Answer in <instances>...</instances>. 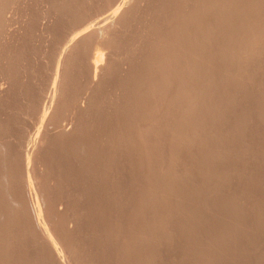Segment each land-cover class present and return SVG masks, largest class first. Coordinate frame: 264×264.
Masks as SVG:
<instances>
[{"label":"bare ground","instance_id":"bare-ground-1","mask_svg":"<svg viewBox=\"0 0 264 264\" xmlns=\"http://www.w3.org/2000/svg\"><path fill=\"white\" fill-rule=\"evenodd\" d=\"M136 1L137 0H109L108 3H107V5L106 6L104 5V7L101 10V12H99V13L96 12V15L94 14L95 12L93 13L95 16H93V14H91L92 12H90V14H88V16L91 17V18L89 19V17H86V15H87L86 14L85 15V19L88 18L89 20L87 21V20L82 19L81 20L82 22L79 21V22H81L82 26L79 23H74V24H77L78 26L75 29L73 28L74 25L71 26L74 30L72 32L70 30V34H68L69 35L68 39L65 38L67 40H63V43L64 44L62 43L63 44L62 47H61L62 49L61 48L59 49L61 51L59 53V56L57 58L56 63H54L55 64L53 66L54 69H53V71L50 70L52 72L51 75H50L51 77H47V78H49V81L47 83L48 85L47 86L45 85L47 90L44 91L43 90V87H42V90L44 91V93L41 94L40 97H38L37 95H36V98L32 97L33 100L37 99L36 101H34L35 104H34V107H32V108H34L39 113V116H38L39 125H37L38 127H36V130L33 131V133L30 134V136H29V133L30 132L27 134L28 135L27 136L28 139H25L26 138V136H25V138H24L25 141H23L24 142L23 143V146L24 147H25V145H26V147L28 146L26 150L24 148L21 151L20 150L21 148L19 147L20 148L19 149L18 148L19 145H18L17 148L19 149L20 152L19 151H15L17 149L15 145H17L18 142H14V143H16L15 145L13 144L15 146L14 149L15 148L16 149L15 150L12 149L15 152H13V151H12L13 153L10 152L12 154V156L9 157L12 160L7 157L9 160H11V162H9L10 163V165H9L10 168L7 167L8 168V171L5 172L4 170H2V168H0V206H1L0 207V239L2 241H4L3 245L0 244V264H14V262L16 264L17 263L18 264H20V263L21 264H160L161 263L160 260L162 259L161 258L162 256H160L159 251H161L163 249H166L167 250V247H168V249H171V247L175 249L176 248V245H174L175 246L174 247L173 244H177L178 246L180 245L179 246V248H181L180 255H179V250H178L179 248L178 249L176 248L177 251H178L177 252L178 254L176 253V251L170 253L171 250H173V249L167 250L169 252H167L166 250L165 251H161V252H164L163 255H165V252L169 253L168 255L166 254L164 256V258L166 256H168L169 258H171V255L170 254H173L175 256L179 255L178 256L179 258L178 257L176 258L174 256L175 257L174 259H177L176 260L177 262L175 264L178 263V260H179V263L178 264H210V263L213 264L214 262H210L211 260L212 261H215V260L218 261V260H220L221 262L225 263V262H227L225 260L228 259V258H225L226 256H231V258H229V259H231L232 262L234 263V262H236L240 258L239 257V256H241L240 253L243 252L242 257L245 254L244 252H246V251L249 253V255H252V253L254 255L255 253L252 252L251 249H253V250L255 249L254 251L258 250L259 249L258 248L259 247L258 245H262V247H264L263 246L264 245L263 244L264 243V240H263V242H261L262 239H264V190L260 191L261 190V185L264 183L263 182L264 181L263 180L264 179V175H263L264 174V171H263V169H264V146H262L263 145L262 143H260L262 145H259V143L256 140H255L256 142H254V143H250L251 141H249V143L245 142V140L242 141L246 137L245 136L246 134L245 135H241V136H245V137H243V139H241V141L239 142L238 138L240 137V135L239 136L237 135L238 136L237 137L236 135L233 134V137L234 136L237 137V139L235 138L237 141L236 142L234 141L235 142L234 144H236V145L233 146V147H235V149H236V150L234 149L235 152L238 153V156H237V154L235 155V157L237 156L236 157L237 159H233V158H235L233 156L235 153H232L231 149H229V148H232V147H229V144H231V143H226L227 141L226 142L224 140L221 141L218 138V136L221 135L219 129H217V131L215 132V136H216V134L218 135V133H220L218 136H216L218 138V140H220V141H218L217 138H216L215 141L214 140H209V139H203V138H201V137H204L205 134L202 136L201 134L204 133V132L202 131V133H200L199 130L197 129V127L198 126L199 127H203V126H200V125H202V123L199 124L198 126H196L197 123L195 121L197 119L198 120V123H199V121L202 120V119H198V118L203 117V120H204L203 123L204 122L205 123L207 122V125H208V119L206 121L204 119V116L207 115V114H205L206 113L205 110L203 111V112H205L204 113L205 115L203 113H201L204 116H201V114L199 113L201 107L200 108L198 107L197 104H199V103H198V101H195L196 100V97L195 96H197V98H200L201 95H203V97H204L205 95H207V94L210 93V91H211L210 89H208L209 90V93H207V94L204 95L203 91L205 89L203 87L202 93H199L198 92V95H197V93L194 91V86H193V90L191 89V91L194 93V95L192 96L193 93H191V96L188 95L190 97H188V98L186 97L187 98V102H185V103H187V104H186V107L184 106L185 109H183L186 112L183 113V114H181V116H176L177 114L174 113L175 114V117H172V119H169V121L170 120H172V121L175 120V121H179V123H184V122H189V121H187V119L189 120V118H191L192 115L195 116L194 113H196V114L199 113L200 114V117L196 115L197 118L194 117V118H191L190 119V122L195 119V121H194L195 124H194V122H191V123L194 124L193 126L190 124V126H192V127H190L191 129L189 128V126L187 127V123L184 125V126H186V128L188 130V133L191 132L188 135V133L186 131L187 135L188 136H193V139H192V137H191V139H181V132H180V130H178L180 133H177L178 131H177V128L175 127L176 128L175 129L176 131L175 130L172 131L173 129L172 130L170 129L171 128V122H170V125H168V128H167V131L168 132L170 131L169 132V137L170 136L173 137L174 140L173 141H172V139H171V141L169 140V142L171 143V145L168 146V148H167L168 149V152L166 151L167 153L164 152V154L161 153L159 156H157L156 162L154 163L155 165H153L155 167L153 169H151V167H152L151 166L150 169L148 168L149 170L147 169V171H148L147 173L146 172L141 173L142 176L144 174H147V177L145 175L143 176V177H146L147 178V179L144 178V179H146L145 180L146 184L144 183V179L142 178L141 174H138L139 173L138 171H141L143 169L141 167L143 165V163H142V165H140L139 170L137 171L138 173H136L135 170H137V169L135 167L137 166L138 163L136 164L137 158L135 160V158L133 157L134 158V162H135V163L134 162L133 163L136 165V166L133 167V168H135V170H133V171L136 174H138V175L141 176L140 179H141V182L142 181L143 182H142V184H141L140 181L139 182H140V184L143 187H141L140 184H138L136 181H134L133 180L134 178L131 179L132 181L136 182L138 184V186H140V188H141V192L139 194H137V193L135 195L131 194V197H130V193H129V191H130L131 188L129 189V191H128V188H127V186L130 185L131 183L130 182H129L130 184L128 183L127 179L129 177L126 176L127 174H124V172H126L127 170H124V168H123V170H124L123 172L119 170L120 168H122V167L119 168V166L121 164H122L123 167L127 164L125 162L126 160L125 159H123L125 161L121 160L122 156L121 157L119 156V158H120L119 160H121L119 162L120 165L119 166H115L117 164L114 163L115 160L113 159V155L115 153H116L117 156H118V153H121L120 155H122L123 151L125 152V150H126L125 149L122 152L120 151V149L118 150V147L120 146L119 145L120 143L117 145L118 146L116 148L117 151L115 150L114 151L115 153H113L112 150L114 149L113 147L115 146V144H114L115 143V140H114V143H112V146L114 144L113 147L111 146L113 148L112 149L111 147L108 146V143L109 142H108L107 139L106 140L101 139L102 135H101V137L99 139L79 140L78 142L75 141V138L68 139V140H71L72 139L74 141H68L67 140V138L69 136V133L71 131H75L77 129H82V128L84 129L85 128V126L83 125L84 122H85V120H84L83 123L81 121L82 124L80 123V126H79V123L76 124V125L74 124L75 125V127H74V125H73L74 122H71L72 120L69 119L71 117L68 118L69 115L66 114L65 111L68 109V107L69 108L71 106L74 107L73 104L76 103V101L79 102V104H80L79 107H81V108L82 107H85V108L88 107L87 109H89L90 108V106H89L90 105V102L88 101L89 99L87 97H84V96L82 97V95H81V97H79L77 92H76L77 93L76 96H75V94L72 95L71 93H65V88L70 83L72 84L74 82L73 80L78 79L81 75H83L81 77L89 79L88 82L91 83V86L95 85V87H99L104 82L103 81V79H104L103 76L106 75L105 77H107V73L105 72L106 73L105 74L104 72L103 73H101V72L104 71V69L107 66H109V64L113 63V62L110 63V59H111V56H112L111 55V48H112V46H114V44L112 45V43H113V40H115V41L118 40V39H116V37L113 38V36L115 35V33H118V36L121 35L120 34L121 33L120 31H117L115 33H112L111 27H113L112 25L114 23L119 22V20H124L125 22L126 21L128 22V21H133L134 20L132 17L137 13V9H134V10H136L135 11L136 13H133L134 15L131 14L130 11L131 12L134 11L132 9L135 7ZM165 1H167V0H165ZM181 1H183V0H181ZM213 1H216V0H213ZM217 1L219 2L220 0H217ZM223 1H224L223 2L224 3V6L221 5V3H222L221 1L219 2L220 3L219 4L220 5L219 8H221V6L223 8L222 9H219L218 8L219 10H222V11H219V10L217 11V14L219 15V17H220V14L219 13L221 12L220 19L218 18V15L217 14H216L217 15L216 17H215V14L212 15V16H214V19H216V18L218 19V21L213 20L214 24L216 22H217L216 25H218V23H220V25H219V31H218L220 33L217 32L219 34V35L217 34V37L223 36V38L220 37L222 39L220 45L218 43H216L217 40H220V39H217V40L215 39L216 40L215 43L218 46L216 45L217 47L215 49H213V48L212 49L207 48V43H209V42H207V43H205V42L206 41H210V40H207V39H209V37L211 35V34H209V32H212V30H213L212 28H215L216 30L214 29L213 31H215V33H216V31L218 29L217 28L218 26L217 27H214V24H212L213 26L210 28L209 25H206V24H208V22H207L208 20L207 21H204V15L207 13L206 12V13H204L203 18H201V20H200V18L198 19V21L194 20V19H197V17L193 19L195 21V23L197 22V24L198 23L200 24V28H199V30H196L197 32L194 31L195 34L193 33V35L191 34V35H188L187 36V38L191 40V43L188 42L190 40L186 39V42H188L187 44H189V45H187V44L184 43L185 45L184 44L183 45L185 47H183L182 49H184L185 51H187V49H188L187 47H189V49H188L189 51L188 52H191V58H193V56H195L191 60L188 59V61H194V60H196V55H197V58H199L198 57V55H199L198 51H195L194 52V49H190L191 44L196 43L197 40L195 38L197 36L198 37L197 43L199 42V44H200L201 42H203L202 45L203 46L205 45V47H203V48L204 49H207V50L209 49L210 54H209V57L207 56L208 59H206L208 61L205 60V58H207V57H204L203 61L204 60L205 61L204 62H201L200 60H202V58L200 57L197 60H199L201 63L198 62V61H196L195 62L197 64L196 65L195 63H192L191 62V64H192L191 66H193V64H195V67H193V69H192V70H194L193 73H196L195 75L202 76L203 77V80H209L211 82L215 78V75H214V73H216L215 69H218L219 70L217 72L218 74L216 73L217 76H225L224 78L227 77L229 79H231V78L234 79L235 80L234 83L232 82L233 80H231V82L235 86V89H236L237 87H239V86H237V85H239L238 84L239 81L242 82V80L243 79H246L247 77L252 78V80H253V78H255L258 73H261V74L263 73V75H264V0H223ZM215 3L216 2H213V4H215ZM61 4H62V2H61ZM174 4H175V2H174ZM197 4L198 5L195 4V6L198 7V10L201 9V8L202 9H205L207 7L206 5H208L207 1H205V0H200V1H198ZM210 4H209V7L212 10H214V8H212L213 7V4H211L212 7L210 6ZM175 5H177V4H175ZM190 5L192 6V4H190ZM185 6H186V4L184 5V7ZM191 6H190V8H191ZM217 6H218V3H217ZM54 7H56V6H54ZM149 7L151 8V6H149ZM173 7H174V5H173ZM177 9H178V7H177ZM207 9H208V7H207ZM215 9H217V8H215ZM2 10H3V8H2ZM168 10H169V8H168ZM187 10L189 11L188 8H187ZM62 12H63V10H62ZM194 12H195V10H194ZM215 12H216V10H215ZM2 13H4V10H3ZM64 13H65V11H64ZM143 13H144V11H143ZM150 13H152V12H150ZM154 13H153V15H155ZM168 13H172V12L169 11ZM188 13H190V12H188ZM212 13H214V11H212ZM173 14H175V13L173 12ZM193 14H195V13H193ZM130 15H133V16H130ZM144 15L146 16L145 13L142 16L144 17ZM159 15H158V17H159ZM136 16H134V18ZM175 16H176V14H175ZM187 16H191V15L189 14ZM212 16L209 15V17H210L209 19H211ZM83 17H84V15H83ZM150 17L153 18L152 16H150ZM161 17H162V15H161ZM161 17L158 18V19H162ZM163 17H164V15H163ZM179 17H177V18H179ZM129 18H130V20H129ZM137 18L139 19V17H137ZM168 18H170V16H168ZM182 18H183V16H182ZM78 19H80V18H78ZM140 19H139V21L141 22ZM155 19H157V18L155 17ZM165 19L167 20V18H165ZM165 19H164V22H166ZM83 20H84V22H83ZM187 20H185V21H187ZM124 21H122V22H124ZM148 21H150V20H148ZM160 21L163 22L162 20H160ZM2 22H5V21H2ZM150 22L153 23V20H151ZM176 22H178V21H176ZM205 22H207V23H205ZM211 22L212 21L209 22L210 25H211ZM126 23H123V25L126 24ZM145 23H146V21H145ZM184 24H185V27H186L187 24L186 23H184ZM133 25H135V24H133ZM1 26H3V25H1ZM116 26H118V23H117ZM6 27L7 26H5V29H6ZM139 27H137V25H135V28H138L139 29ZM191 27L189 28L190 30H191ZM196 27L197 26L192 27V28L195 29ZM62 28H64V26ZM62 28H61V30H62ZM168 28H169V26H168ZM67 29L65 30V28H64V30L68 33L69 30H67ZM176 29H178V28H176ZM1 32H2V30H1ZM161 32H163V30ZM131 33H132V31H131ZM151 34H152V32H151ZM156 34H157V32H156ZM2 35H4V34H2ZM65 35H64V37H66ZM167 35H168V33H167ZM213 35L216 36V34H213ZM213 35H211V38H213ZM134 36H135V34L133 35V38H134ZM149 36H150V33H149ZM149 36H148V38H149ZM0 37H2V36H0ZM123 38H126V37L123 36L122 39ZM150 38H152V37H150ZM129 40L131 41V39H129ZM64 41H66V42H64ZM126 41H128V40H126ZM159 41H162L163 42V40H161V39ZM123 42H124V40H123ZM132 42H134V41H132ZM132 42L130 44H132ZM167 42H169V40ZM120 43L122 44V42H120ZM156 43H157V40H156ZM181 43H182V41H181ZM115 44H117V43H115ZM171 44H172V42L170 43V46H171ZM81 45L84 46L86 50L84 52L83 51L81 52L83 54L80 55V58L78 59V57H77V59H76L74 57L76 60L74 58L69 59V57H71V55H69L70 54L69 53L68 54L69 57H68L67 56V53L68 52H71L72 50L77 49ZM124 45H129V43L128 44L126 43ZM168 45H167V47H168ZM174 45H177V44H174ZM180 45H182V44H180ZM180 45H178V46H180ZM116 46H114V47L116 48ZM119 46H120V44H119ZM193 46L195 47V45H193ZM193 46H191V47L193 48ZM128 47H129V49H132V48H130V46H128ZM121 48H123V47H121ZM124 48H126V47H124ZM136 48H138V47H136ZM144 48L142 49L143 51H144ZM160 48H161V46H160ZM1 50H2V48H1ZM161 50L163 51V49H161ZM40 51H43V50H40ZM130 51L131 50H129V52ZM125 52H126V50H125ZM139 52H138V55H140ZM212 52H213V54H212ZM34 53H35V50H34ZM45 53H46V51H45ZM140 53H142V52H140ZM163 54H164V52H163ZM172 54H174V53H172ZM200 54H203V53H200ZM76 55L79 56L78 53ZM205 55H207V54H205ZM18 56L19 55H17V57ZM72 56H74V55H72ZM135 56H136V54H135ZM186 56H189V54L186 55ZM186 56L184 58H186ZM153 57H154V55H153ZM171 57H173V56H171ZM6 58H7V56H6ZM21 58L19 59V61L21 60ZM28 58H29V56H28ZM130 58H132V57H130ZM167 58H168V56H167ZM167 58L165 56V59H166V61L168 63ZM187 58H190V57H187ZM2 59H4V57ZM43 59H45V58L43 57ZM47 59H48V62H49V58H47ZM162 59H164V58L162 57ZM178 59H180V58L178 57ZM186 59H184V60H186ZM222 59H223V61L225 60L226 61L225 63H227V64L226 65L224 64L222 67H218V64H216V63L219 62ZM181 60H179V61H181ZM19 61H17V62H19ZM22 61L24 62V60H22ZM22 61H20V63H23ZM128 61L130 62V60H128ZM139 61L137 60L138 65L141 63V62L139 63ZM164 61L165 60H163V62ZM186 61L184 63L182 62L183 65H181V66L184 67L185 64H187ZM12 62H14V61H12ZM25 62L27 63L26 60H25ZM48 62H47V64H48ZM117 62L119 63V61H117ZM144 62H145V60H144ZM144 62H142V63H144ZM163 62H160V64L159 63L157 64L158 67H159V69H161V70H162V68L164 70L166 69L164 67L166 65V63H163ZM175 62H176V60H175ZM35 63H37V62H35ZM73 64H76L78 66L79 69H77V70H79V71H77V72H79L80 75H78L77 73H76L77 74L76 75L74 73L75 75L70 77V76H68L70 73L69 74L67 73L68 75H66L65 69L68 68V67L70 69V66H72ZM123 64H125V63H123ZM145 64H146V62H145ZM169 64H171V62ZM179 64L180 63H178L177 65H179ZM16 65H17V63H16ZM28 65H30V64H28ZM127 65H128V63H127ZM127 65H126V67H127ZM138 65L135 64V66H138ZM189 65H190V63L187 64V66H189ZM5 66H6V64H5ZM145 66L146 65H144V67ZM171 66L172 65L168 66V69L169 70H170V68H172ZM19 67L21 68V66H19ZM109 67H111V66H109ZM175 67L176 66H174L173 68L176 69ZM113 68H115V67H113ZM128 68L129 67H127L126 69H128ZM34 69H36V68H34ZM71 69H73V68H71ZM118 69L120 71L121 68H118ZM156 69H158V68H156ZM168 69H166V71ZM183 69L181 68L182 72L184 71V73L180 72V73H182V75L185 74V70H183ZM189 69H190V67H189ZM109 70H110V72H112L111 71L112 70L111 68ZM132 70H133V68H132ZM12 71H14V70H11V72ZM20 71H22V70L20 69ZM115 71H117V70H114L113 71V74H114ZM138 71L136 70L135 72H138ZM38 72H39V70H38ZM107 72L110 73L108 70H107ZM121 72H122V70H121ZM121 72L119 74H122L123 73V72L122 73ZM125 72H127V70ZM125 72H124V74H125ZM172 72H173V70H172ZM33 73H35V72H33ZM142 73H145V71L142 72ZM170 73H169V75H173L174 72L171 73V74ZM25 74H26V72H25ZM103 74H105V75H103ZM113 74H111V76L114 77ZM157 74L160 75L159 72ZM4 75H3V77L0 76V78L2 77L3 81H4V79H6V77H4ZM9 75H11V74L9 73ZM19 75H17V76H19ZM45 75H47V74H45ZM117 75H118V73H117ZM126 75L127 74L124 75V78H125ZM163 76L161 77V79L163 78ZM185 76H188V75L185 74ZM185 76L183 75V77H185ZM198 76H197V78H198ZM37 77H38V75H37ZM121 77H123V76H121ZM140 77L141 76L139 75V77L137 79L133 78L131 80V84L133 83L132 81H135V80L136 81L133 84L136 85V87L140 86V84L141 85H144V84L148 85L149 84L148 86H150V87H149V89L147 87V89H148L147 92H149L150 94L152 93L151 96H154L155 92H157L155 90H159L160 87L162 86L161 85L162 83H161L160 84V87H158V89H156L155 86H158L157 83L159 81L156 82V83L151 82V85H150V80L143 79L145 77H141V78ZM180 77L182 78V76H180ZM191 77H193V74H192ZM7 78L8 79L3 82L4 84L8 82L9 78H10L9 81H11L12 76H10V77L8 76ZM114 78L116 79L117 77H114ZM188 78H189V76L187 77V79ZM237 78H238V82H237ZM249 78H247V79H249ZM187 79H185V80H187ZM104 80H107V79H104ZM108 80H110V78ZM121 80H120V82H123ZM221 80H222V78H221ZM226 80L227 79H225V82H226ZM84 81L87 82V80H85V79H84ZM173 81H175V80H173ZM173 81H171V82H173ZM178 81H180V80H178ZM188 81L189 80H187V82ZM216 81H218V80H216ZM32 82L34 83V81H32ZM124 82H126V81H124ZM128 82L130 83V81H128ZM210 82H206L207 85L208 84H211ZM0 83H1L0 85H4L2 82H0ZM40 83H42V82H40ZM79 83H81V82H79ZM82 83H84V82L82 81ZM105 83H106V81H105ZM77 84H78V82L76 83V85ZM111 84H112V82H111ZM212 84H214V83H212ZM240 84H242V83H240ZM7 85H10V83H8ZM78 85H80V84H78ZM86 85H87V83H86ZM96 85H98V86H96ZM116 85H117V83H116ZM180 85H179V89H180ZM202 85H204V84H202ZM224 85H225V83H223V86ZM256 85H258V84H256ZM23 86L25 87V85H23ZM26 86H28V85H26ZM87 86H90V85L88 84ZM114 86H115V84H114ZM121 86H123V85H121ZM145 86H144V89H145ZM181 86H184V85H181ZM243 86H244V84H243ZM260 86H261V84H260ZM20 87H19V89H20ZM29 87H31V85ZM29 87H28V89H29ZM69 87H70V85H69ZM69 87H68V89H69ZM118 87L116 89L117 91H118ZM188 87L189 86L187 85V89H188ZM81 88H82V85H81ZM0 89H2V87H0ZM40 89H41V87H39V90ZM72 89H73V87H72ZM87 89H89L90 91H92L91 87H87ZM102 89H103V87H102ZM108 89H109V87H108ZM130 89L132 90V87H129V90ZM139 89H140V87H139ZM174 89H175V87H174ZM183 89H184V87H183ZM215 89H216V86H214V90ZM222 89H224V87H222ZM231 89L233 90L234 87H231ZM250 89H251V87H250ZM255 89H256V87H255ZM263 89H264V86H263ZM263 89L261 87V89H259L260 91L259 90H256V92L257 91L258 92H261ZM22 90H24V89H22ZM25 90H27V89H25ZM85 90H86V87H85ZM104 90H105V87H104ZM124 90H125V87H124ZM124 90H123V92H125ZM133 90H135V89H133ZM2 91H0V93ZM80 91H82V93L79 92V95L80 94H84L83 93L84 92L83 90H80ZM109 91H111V90H109ZM113 91H114L113 93L115 94V92H116L115 89ZM188 91H189V89H188ZM18 92H17V94H18ZM93 92L94 91H92V93ZM97 92H98V89H97ZM119 92H121V90H119ZM176 92H177V90H176ZM226 92H228V91H226ZM235 92H239L240 93L242 91H236L235 90ZM5 93H7V91ZM107 93L109 94V92H107ZM129 93L131 94L133 92H129ZM169 93H171V92H169ZM229 93H231V92L229 91ZM110 94H111L110 97H112V93H110ZM188 94H190V93H188ZM214 94H212V95H214ZM263 94H264V92H263ZM28 95L31 96L29 93H28ZM87 95H88V93L86 92V95L85 96H87ZM90 95H91V92H90ZM124 95H125V93H124ZM209 95H211V93ZM220 95H221V93H220ZM241 95H243V94L241 93ZM241 95L238 94L234 98L236 99L238 96H241ZM249 95H251V94H249ZM252 95H253V93H252ZM183 96L185 97V96H187V94L186 95H183ZM224 96H221V97L219 96V97L220 98L223 97L225 101L227 99H230L229 96L226 99H225L226 96L225 97ZM5 97H6V95H5ZM161 97H163V96H161ZM2 98H3V96H2ZM171 98H172V96H171ZM223 98L221 99V102L223 101ZM12 99H15V98H12ZM141 99H142V97H141ZM147 99H148V97H147ZM159 99H161V98L159 97ZM178 99L179 100L180 99L182 100V97H180ZM200 99H202V98H200ZM214 99L212 98V100H214ZM247 99H248V97H247ZM250 99H252V98H250ZM259 99H262V98H259ZM26 100H28V98ZM108 100H109V98H108ZM173 100H176V102L173 101ZM173 100L172 101L175 102V103H178L179 102L176 98L173 99ZM181 100H180L179 103H182ZM184 100H185V98L183 99V101ZM243 100H245V99H243ZM2 101H3V99H2ZM91 101H94V99H92ZM124 101L120 102V104H119L118 101H116L120 105V106H118L120 109H123V108H121V105H122V103ZM225 101H223V103ZM250 101L252 102V105L255 103V102L253 103V100H250ZM95 102H97V101H95ZM105 102H106V100H105ZM140 102H142V101H140ZM150 102H151V100H150ZM160 102H162V101H160ZM194 102L197 103L196 105L199 108V111L198 112H195V108H197V107H193L195 105ZM227 102L230 103V105L232 103L230 100H227L226 101V104H227ZM235 102H241V101H238V98H237V101H235ZM251 102H250V105H251ZM126 103L127 102L123 103L124 106L126 105ZM185 103L184 104L182 103V104L185 105ZM203 103H205V102H203ZM247 103H249V101H247ZM256 103H257V101H256ZM262 103L263 102H261V105H262ZM111 104L114 105L112 102H111ZM158 104H159V102L157 103V105ZM233 104H235L234 101H233ZM11 105H12V103H11ZM75 105L77 106V104H75ZM99 105L101 107V104H99ZM99 105H95V106H97V108H98ZM154 105L157 106L156 104H154ZM170 105L171 104H169V106ZM207 105L210 108L209 104H207ZM207 105H206L205 108H207ZM250 105H247V106H250ZM93 106H94V104H93ZM172 106L175 107L176 105H172ZM172 106H170V107H172ZM199 106H202V105L199 104ZM215 106H216V110H219L218 105H215ZM228 106H229V104H228ZM14 107H12L13 110H14ZM177 107H178V105H177ZM214 107H212L213 108L212 110H214ZM222 107H223V105H222ZM226 107H227V105H226ZM230 107H232V106H230ZM241 107L244 108L242 105H241ZM114 108H115V106H114ZM125 108H126V106H125ZM228 108H227V110H228ZM247 108H249V107H247ZM250 108H253V107H250ZM73 109H75V108H73ZM110 109H112V108H110ZM151 109L154 110L155 108H152L151 107ZM245 109H246V107H245ZM8 110H9V108H8ZM35 110H34V112H35ZM60 110H62L64 112V114H62L63 113L62 111H61L62 113H60ZM68 110H70V109H68ZM83 110H81V111H83ZM92 110H93V108H92ZM127 110H129V109H127ZM144 110H145V108H144ZM156 110H157V108L155 109V111ZM160 110H162V109H160ZM173 110H174V108H173ZM176 110H175V112H176ZM210 110L211 109H209V110L207 109V111H210ZM81 111H80V113H81ZM211 111H210V113H212ZM239 111H240V109H239ZM253 111H255V110H253ZM20 112H22V111H20ZM58 112L60 114H58ZM73 112H71V113H73ZM84 112H85V110L82 112V114ZM86 112H87V110H86ZM86 112H85L84 115H87ZM151 112H149V113H151ZM171 112H172V110L170 111V113L168 112V114L171 115ZM221 112H222V110H221ZM229 112H230V110H229ZM234 112L235 111H233L232 113H234ZM236 112H237V110H236ZM242 112H243V110H242ZM242 112L240 111V113H242ZM2 113H3V111H2ZM75 113H76V111H75ZM80 113L78 114L79 116H80ZM111 113H113V112H111ZM214 113H217V112H214ZM224 113L227 114L226 112H224ZM263 113H264V110H263ZM65 114H66V116H64ZM113 114H117V113H113ZM136 114L137 113L135 111V114L134 115H136ZM157 114L159 115V113H157ZM57 115L58 116L59 115H63L62 117L63 118L65 117V119H61L62 117L61 116L58 117ZM74 115L76 116V114H74ZM84 115L82 117L80 116L82 120L83 119H86V117ZM145 115H143V116L145 117ZM246 115L244 116V118H247L248 117V116L246 117ZM75 116H72V117L75 118ZM79 116L77 118L80 120V117ZM172 116H173V113H172ZM214 116L211 117L212 120L215 119L214 121L216 123H218V126H221L222 125L220 123L221 121L220 120H217L220 117V115H219V117L216 116V118L213 119ZM255 116H256V113H255ZM66 117L68 119H66ZM134 117H136V116H134ZM8 118H9V114H8ZM88 118H89V116H88ZM101 118H103V117H101ZM262 118H264V117H262ZM23 119H25V118H23ZM3 120H4V118H3ZM88 120L89 119H87V121ZM107 120L108 119H106V121ZM102 121H104V120H102ZM128 121H126V122H128ZM222 121H224V120L222 119ZM261 121H262V119H261ZM14 122H16V121H14ZM77 122H79V121H77ZM98 122H100L99 119H98ZM145 122L147 123V121H145ZM233 122H234V120H233ZM243 122H244V120H243ZM18 123H20V122H18ZM100 123H99V125H100ZM111 123H112V121H111ZM122 123H125V122H122ZM189 123H188V125H189ZM260 123H262V122H260ZM263 123H264V121H263ZM8 124H6V125L9 127L10 125H8ZM90 124H91V122H90ZM94 124L96 125V127L98 126L97 125L98 123H95V120H94V123H93V127H94ZM133 124L136 125L135 123H133ZM152 124H153V122H152ZM209 124H210V126L212 128V124L211 123H209ZM219 124H221V125H219ZM249 124H251V123H249ZM256 124H257V122H256ZM85 125L87 126L89 124L86 123ZM119 125H121L120 128H122V126H124L121 123H119ZM119 125L117 126V129L119 128ZM173 125H175V123ZM32 126H34V122H33ZM91 126L92 125H90L88 127H91ZM176 126H177V124H176ZM215 126H217V125H215V123H214V126L213 127H215ZM4 127L5 126H3V128ZM71 127H72V129L70 130ZM124 127H126V124H125ZM132 127H135V126L132 125ZM208 127L205 130H208V133H209L210 129H208ZM241 127L243 128L244 126L241 125ZM255 127L257 128V125ZM108 128H109V126H108ZM113 128H114V132H116L115 130H117V129L115 127H113ZM222 128H221V132H223L222 130L224 129V128L223 129ZM16 129H18V128H16ZM31 129H33V127H31ZM140 129H142V128H140ZM152 129H151V131H152ZM181 129H183V128H181ZM215 129H216V127H215ZM225 129H226V127H225ZM248 129H249V127H248ZM108 130H105V131H108ZM163 130H164V128H163ZM118 131H120V129ZM165 131H166V129H165ZM262 131H264V130H262ZM3 132L4 131L2 130V135H3ZM6 132L7 131H5V133ZM26 132H28V131H26ZM125 132H122V135ZM128 132L130 133V131H128ZM146 132L148 133V131H146ZM157 132H159V131H157ZM161 132H164V131H161ZM184 132H185V130L182 133H184ZM10 133H12V132H10ZM110 133L113 134L111 132V130H110ZM131 133H133V132H131ZM0 134H1V132H0ZM15 134L17 135V132ZM15 134H14V136L11 134L13 136V137L11 136V138L14 139ZM117 134H118V132L116 133V136H117ZM127 134L128 133H126V135ZM135 134L136 133H134L133 135H135ZM138 134H140V133H138ZM166 134L167 133L165 132V135ZM185 134H183V135H185ZM212 134H213V131L210 133V135H212ZM227 134H230V133H227ZM120 135H118V136H120ZM122 135L120 137H122ZM96 136H97V134L95 135V137ZM118 136H117V140H118ZM222 136H219V137L222 138ZM252 136L254 137V135H252ZM17 137H15V140H13V139L12 140L13 141H16V138ZM112 137H110V138H112ZM127 137H130V136H127ZM139 137H140V135H139ZM139 137L137 135H136V137L134 136L135 139L136 138L139 139ZM166 137H168V134H167ZM206 137L208 138V136H206ZM141 138L142 137H140V139ZM148 138H147V140H148ZM212 138L214 139V137H212ZM78 139H81V137L78 138ZM224 139H225V137H224ZM46 140L49 141L48 143H49L50 147H52V149H56L57 150L58 148H60L64 152L67 151V152H70V153H75V154H72V156L74 155L75 160L77 158V157H75V155H76V152L75 151H77V154H78V153H80V151H83V150H80V149H83V148L86 149L85 146H88V147L90 146L89 149H91V148L98 149L99 152H97V153H93L92 152L88 156V158L86 156L87 159L84 158V159H86L85 161L82 158V160H83L82 162H83L84 165L81 162V165H80L81 168L80 167H77L75 165V163H74V165L76 166V169H74V167H71L73 163L71 164L68 161H66L65 160V157L63 159V157L61 155V152H59V154H60L59 156H56L55 155L56 152H55V154H53L51 151H50L51 153L50 152L48 153V155L46 156V158L44 157L45 159H43L42 164H39L41 162L38 163V161H36L37 158L34 156L35 155V151L39 147H41V145ZM123 140L124 139H122V141ZM134 140H133V142H134ZM226 140H228V139H226ZM263 140L264 139H262V141ZM128 141L126 140V142H128ZM151 141H152V139H151ZM158 141H159V138H158ZM111 142H112V140H111ZM117 142L118 141H116V144H117ZM138 142H140V141H138ZM160 142H162V141H160ZM2 143H3V140L1 142V147L2 148H1L0 151H2V149L4 147V146H2ZM45 143H44V145H45ZM131 143H132V141H131ZM140 143H138V144H140ZM128 144L130 145V143H128ZM135 144H137V141L134 142V145H133V147L135 146V148H136L138 146V144L137 145H135ZM157 144H158V142H157ZM29 145H30V147H29ZM125 145H127V144L125 143ZM125 145H124V147H125ZM232 145H233V142H232V144L230 146H232ZM103 146H105V147L107 146V147L103 149ZM152 146H153V144H152ZM154 146H156V145H154ZM160 146H162V145H160ZM164 146H162V147H164ZM42 147H43V145H42ZM141 147H142V151H140V152H143V148H145V150L147 149L146 147H144V144L138 146V148H140V149H141ZM157 147H159V146L157 145ZM157 147H153V148L156 149ZM165 147L163 149L167 150ZM11 148H13V147H11ZM138 148H136V149H138ZM153 148L151 147V150H155ZM5 149H7V147ZM122 149H124V148L122 147L121 150ZM140 149H138V152H139ZM50 150H51V148H50ZM128 150L129 149H127L126 152H128ZM30 151H32V153ZM132 151L135 154V150H131V151H129V153L130 152L132 153ZM25 152H26V154H25ZM33 152H34V154H33ZM86 152L87 151H85V153ZM140 152H139V154H140ZM154 152L157 153L156 151H154ZM154 152L152 151V153H153L152 155H154ZM161 152H163V150ZM10 153L8 152L9 155H11ZM229 153L232 154V158L230 157ZM5 154H6V152H5ZM64 154L67 155L66 152ZM136 154L138 155L137 152H136ZM136 154L135 155H132V156H135L136 157ZM144 154L147 155L145 152H144ZM157 154H159V153H157ZM81 155H82V153H81ZM81 155H78V157L81 156ZM0 156H2L1 155V152H0ZM68 156L70 157V155H68ZM142 156H143V154H142ZM148 156H149V154H148ZM69 157H67V158H69ZM81 157H83V156H81ZM154 157L156 158V156H154ZM242 157L244 159H245V157L246 158L247 157L248 158L249 157L250 158L252 157L253 160L249 158L248 161H252V162L255 161V162H253V164H250L251 166H248V164L249 163H252V162H249V163L248 162H245V163H243L244 159ZM13 158L15 159L14 161H13ZM152 158L153 157H151V160H153V162H154V159L155 158L154 159H152ZM71 159H73V158L70 157L69 160H71ZM141 159L142 158H140L139 163H140ZM148 159H150V157ZM3 160H5V159H3ZM3 160H2V162H3ZM77 160H79V159H77ZM77 160L75 162H77ZM122 161L125 163L124 165H123V163H121ZM116 162L118 163V161H116ZM144 162H145V160H144ZM149 162H150V160H149ZM68 163L71 164V166H69ZM77 163H79V162H77ZM2 164H3V166L5 165V163H2ZM129 164H130V162H129ZM131 164H132V162H131ZM0 165H1V163H0ZM114 166L116 167V169L118 167V170H115L114 169ZM126 166H127V169H130V168H128V164ZM41 167H42V169H46L45 170V174L43 176L44 177L43 179H42V176H40L43 173L41 172V174L39 175V171H41ZM43 167H45V168H43ZM260 169H261V172L259 171ZM150 170H154V175H155L154 177H151V178L148 177L149 174H150V172H151ZM118 171H120L123 174L119 175L120 172L118 173ZM134 172L132 173V175H129V176L133 177L135 175V177H136L137 175L134 174ZM259 173H262V175L259 174ZM122 175H124V176L127 177L126 181H127L128 184L125 183L126 182L125 179H123V178L121 179L120 176H122ZM234 175H236V178H240L241 181L238 180L240 182H238V181L237 182L238 183H241V185H240V187H237L238 192H237V190H235L234 193L226 194L225 191H224L225 190V187H230L229 185L234 186L232 184H229L230 183V180L231 181L233 180V179H231V177L232 178L235 177ZM39 176L41 177L42 181H40L41 179H40ZM150 176H151V174H150ZM140 179L138 178V180H140ZM236 180H234V181L236 182ZM51 183H54V184L56 183V185L54 186ZM125 184H127V185H125ZM227 184H229V185L226 186ZM233 184L236 185L237 183H234L233 182ZM132 185L135 186L136 184H132ZM142 188H143V190H142ZM138 191H139V188H138ZM130 192L133 193V190H131ZM135 192H137V191H135ZM258 192H260L262 195L261 194L258 195ZM132 195L134 197L138 196L136 198L137 201H134L133 200L134 198L132 199ZM237 198H238V200H237ZM132 200L134 201V203L131 205L132 207L134 206V204L136 202H137L136 204H138L137 206H134V208L137 207L136 210L130 209V207H131L130 206V202ZM212 205H213L214 208L217 207V210L220 211L219 214H220V216H221L222 219H219L217 217L218 220H215V219L214 220H212V219L210 220V218H208V215H209V212L211 211V208L213 209ZM250 207L254 208L255 212H252V213L250 211L248 212V210L251 209ZM215 211H216V208H215ZM218 211H216L217 214H218ZM210 215H211V213H210ZM212 218H214V217L212 216ZM214 221H216V222H214ZM213 222L215 223V225H213ZM217 225H218V229L216 231L215 230L213 231V230L210 229L213 226L216 227ZM144 228L145 229H147V228L149 229V230L147 229V232L148 231L150 232L151 238H152L151 241H148L149 242V246L147 244L148 242L146 243L147 246H148V249L151 248V251H152L154 248H159V251H157V249L156 250H153L154 252L153 251L152 252L154 254L151 252V256L150 255L147 256L148 255L147 254L148 251H147V253L144 252L145 249H146L145 248L146 246L144 247V245H146V244H145V242H143V239H144V236H145V234H144V231H145ZM174 230H176L175 233H177L178 236L174 235V232H173ZM211 231H213V232H211ZM236 234L238 235V237H239V239L241 241H242V239H245L247 241L246 245H248V247L249 246L251 247V248L249 247V249H248V250H251L250 252L248 250H246L247 248L246 249L243 248L244 251L241 250L240 249L241 247L239 248V246H238L239 245L238 244L239 242L237 240H235V238H234V240L236 241L235 242V245L238 244L237 245L238 247H236L233 244L234 247L231 246V248H230V245L227 244L228 243L227 241L232 240L233 239L232 237H235ZM230 235H234V236L230 237ZM237 235H236V239L238 238ZM177 237H179V238H177ZM229 237H230V240H228ZM245 240L242 241V242H245ZM241 241H240V245L242 244ZM19 242H21L22 244L24 242V244H23L24 246H25V243H26L27 244L26 245L27 246V249H28V246L30 247V250L28 249L29 250V253L24 252V251H27V250H21L22 253L19 252L18 247L19 246H23V245H20L21 243H19ZM230 242H231L230 244L233 243L232 241H230ZM0 243H2V242H0ZM16 245H17V247H15ZM13 246L15 248H17V250H18L19 253H16L15 254L14 251L13 252L11 251V249L14 248ZM243 246L245 247V244L244 243H243ZM143 248H144V251H143ZM260 248H261V246H260ZM8 249H10V251L12 253H14V254H12L11 252H9ZM238 249H240L242 252H240V250H238ZM260 251H261V249H260ZM5 252H8L9 254L11 253L12 256L10 255V257H13V259L15 258L16 260L19 259L18 256H17V254H19V255L21 254V256H23V253H25L24 254L25 256L21 257L20 262H17V261H15V259L14 260L13 259H10L9 258V254H7V253L6 254H7L8 257H6ZM238 252H239V254H238ZM261 252H262L263 256L262 255L258 256L256 254L258 257H256V255L255 256L252 255L250 258L256 257L255 259H257L258 262L261 261L260 264H262V262L264 261L263 260L264 259V253H263L264 251H263V249H262ZM248 253H247V256H248ZM14 255H15V257H14ZM236 255H239V256L236 257L238 259L237 260H233L232 258H234ZM1 256H2V258H1ZM16 256H17V258H16ZM222 256H223V258H224L223 260L225 262L221 260L222 259ZM244 257L247 258L246 256H244ZM259 257H260L261 260H259ZM164 258H163V260H165ZM169 258L166 259V261H168L167 264H174V263H172V262H174V260L171 262L170 261L171 259H169ZM236 258H234V259H236ZM241 258H240V260H238V261H240V262H238L239 264H241V262L244 261V259L241 260ZM250 258H249V260H251V261H254L255 260V259L252 260ZM229 259H228V262L230 263L231 260L229 261ZM163 260H161V261L163 263H166V261L164 262ZM246 260L247 259H245V261L242 262V263L249 264L250 263L249 260H248L249 263H245V262H247ZM220 261H218V262H220ZM255 261L253 262L254 264H255ZM238 263H235V264H238ZM215 264H216V261H215Z\"/></svg>","mask_w":264,"mask_h":264},{"label":"rangeland","instance_id":"rangeland-1","mask_svg":"<svg viewBox=\"0 0 264 264\" xmlns=\"http://www.w3.org/2000/svg\"><path fill=\"white\" fill-rule=\"evenodd\" d=\"M108 1L109 0H1L0 1V36H2V37H0V76H2L3 77V75H4V77H6V79H4V81H6L8 78V76L10 77V76H12V79H11V81H9L10 80V78H9V80H8V82L7 83H3L4 81H3V79H2V77L0 78L1 80H0V82H2L4 85H0V87H2V89H0V91H2L1 93H0V132H1V134H0V150H1V142H2V140H3V143H2V146H4L3 147V149H2V151H0L1 152V155L2 156H0V163H1V165H0V168H2V170H4L5 172H7L8 171V168H10L9 167V165H10V163L9 162H11V158H9L10 156H12V154L11 153H13V152H15V151H19V149L22 151V149H24L25 148V150L27 149V147H26V145H25V147L23 146V141H25V139H28V133H29V136H30V134H32L33 133V131H35L36 130V127H38L37 125H39V122H38V116H39V113H38V111H36L34 108H32V107H34V104H35V102L34 101H36L37 99H35V100H33V98L32 97H34V98H36V95L38 96V97H40L41 96V94H43L44 93V91H46L47 89H46V86L48 85L47 83H48V81H49V78H47V77H51L50 75H51V71H53V69H54V63H56V61H57V58H58V56H59V53H60V51L61 50H59L61 47H62V45L64 44L63 43V40H67L68 39V37H69V35L68 34H70V30H71V32L78 26L77 24H74V23H79V24H81V20L82 19H84V20H89L91 17H89L88 16V14H90V12H92L91 14H93L94 12V14L96 15V12L97 13H99V12H101V10L103 9V7H104V5L106 6L107 5V3H108ZM186 1V2H185ZM189 1V2H188ZM195 1V2H194ZM198 1H200V0H183V1H181V0H167V1H165V0H137L136 1V5H135V7L132 9V10H134V9H137V13L135 12L136 10H134L133 12H131L130 11V13L131 14H133V13H136L134 16H136L135 18H134V16L133 15H130V16H133L132 18L134 19H132L133 21H124V20H119V22H117L118 23V26H116L117 25V23H114L112 26L113 27H111V30H112V33H115V32H117V31H120L121 33V35L120 36H118V33H115V35L113 36V38L114 37H116V39H118V40H113V43H112V45L114 44V46H116V48L114 47V46H112V48H111V59H110V63L111 62H113V63H111V64H109V66H111V67H109V66H107L105 69H104V71H102L101 73H107V77H105L106 75V73L105 74H103V75H105V76H103L104 77V79H107V80H104L103 79V83L99 86V87H95V85H93V86H91V83H89L88 81H89V79H87V78H83V77H81V76H83V75H81L78 79H75V80H73L72 82V84L70 83L69 85H70V87H69V85L68 86H66V88H65V93H71L72 95L73 94H75V96L77 95V93H78V96L79 97H81V95H82V97L84 96V97H87L89 100V102H90V108L89 109H87L88 107H79L80 106V104H79V102H77L76 101V103H72L73 104V106L74 107H68V109H70V110H66L65 112H66V114H68L67 116H68V118L69 117H71V118H69L70 120H72L71 122H74L73 123V125L75 124H78L79 123V126H80V123H81V121H82V123L84 122V120H85V122H84V126H85V128L83 129H77V130H75V131H71L70 133H69V136H68V138H67V140L68 139H70V138H75V141H79V140H89V139H99L100 137H101V135H102V137H101V139H104V140H108V146L109 147H111L112 146V143H114V140H115V146H114V144H113V150H112V152L113 153H115L114 151L116 150L117 151V145L119 144L120 146L118 147V150L120 149V151L122 152L123 150H127V149H129L128 150V152H126V150H125V152L123 151V153H122V155H120L121 153H118V156L116 155V153L113 155V159L115 160L114 161V163L115 164H117V165H115V166H119L120 165V161L121 160H123V159H125V160H123V161H125L127 164H128V168H130V169H127V164L123 167L122 166V164L119 166V168L120 167H122V168H120L119 170L120 171H124V170H127L126 172H124V174H127L126 176L127 177H129L128 179H127V177L126 176H124V175H122V176H120L121 177V179L123 178V179H125V181H126V179H127V181H128V183L130 184V185H128L127 186V188H128V191H129V189H130V191L131 190H133V193H131L130 191H129V193H130V197H131V194H133V195H135L136 193L137 194H139L140 192H141V188H140V186H138V184H140V182H141V176H142V174L141 173H143V172H148L147 171V169L149 168L150 169V167H151V169H153L155 166H153V165H155L154 163L156 162V159H157V156H159L161 153H163L164 154V152L165 153H167L168 152V146L169 145H171V143L169 142V140L171 141V139H172V141L174 140L173 139V137H169V132L167 131V128H168V125H170V122H171V130L172 131H174L176 128H177V131L178 130H180V132H181V139H191V137H192V139H193V136H188L190 133H188V130H187V128H186V126H184L186 123H187V127L189 126V128L190 127H192L194 124H195V122L197 123V125L196 126H198L199 124H201L202 123V125H200V126H203V127H197V129L199 130V132L200 133H202V131L204 132V133H202L201 135L203 136L204 134V137H201V138H203V139H209V140H216V136H218L220 133H221V135H219V136H222L223 134V136H222V138L221 137H219L218 136V138L221 140V141H227L226 143H231L232 144V142H233V145L232 146H230L231 144H229V147H232V148H229V149H231V151H232V153H235L233 156L235 157V155L237 154V156H238V153H236L235 152V147H233V146H235L236 144H234L237 140V137L240 135V137L238 138V140H239V142L241 141V139H243V137H245L242 141H244L245 140V142H247V143H249V141H251L250 143H254V142H258L259 143V145H262V146H264V140L262 141V139H264V131H262V130H264V123H263V119L264 118H262V117H264V113H263V110H264V94H263V92H264V89H263V86H264V75H263V73L261 74V73H258L257 74V76L255 77V78H253V80H252V78H249V77H247V78H249V79H243L242 80V82L241 81H239V85H237V86H241L240 88L239 87H237L236 89H235V86L232 84V82L234 83V79H229V78H224L225 76H217V72L219 71L218 69H215V71H216V73H214V75H215V78H214V80H212L211 82L209 81V80H203V77L202 76H198V75H195L196 73H193V71L194 70H192L193 69V67H195V62L196 61H198V62H204L206 59H208V57H209V54H210V52H209V49L207 50V49H204L203 47H205V45L203 46L202 45V43L203 42H201L200 44H199V42L197 43V41H198V37L196 36V43H194V44H191V46H193V45H195V47L193 46V48L190 46V49H194V52L195 51H198V53H199V55H198V57L200 58H202V60H197V59H199V58H197V55H196V60H194V61H188V59L189 60H191V59H193L195 56H193V58H191V52H188L189 50V47H187L188 49H187V51H185L184 49H182L183 47H185L184 45L185 44H187L188 42H190L191 43V40L190 39H188L187 38V36L188 35H193V33L195 34V32H197L196 30H199V28H200V24L198 25L197 24V22L195 23V21L194 20H196V21H198V19L200 18V20H201V18H203V15H204V13H206L205 15H204V21H207L208 22V24H206V25H209L210 26V28L213 26L212 24H214V22H213V20H216V21H218V19L216 18V19H214V16H212V15H214L215 14V17L218 15L217 14V11L219 10V9H222L223 7L221 6V8H219L220 7V1L222 2L221 3V5H223L224 6V1L223 0H220L219 2L216 0V1H213V0H205V1H207V3H208V5H206L207 7H208V9H207V7L205 8V9H199L198 10V7H196L195 6V4L196 5H198L197 3H198ZM61 2H62V4H61ZM171 2V3H170ZM174 2H175V4H177V5H175L174 4ZM177 2V3H176ZM185 2V3H184ZM212 2V3H211ZM213 2H216L215 4H213ZM57 3V4H56ZM106 3V4H105ZM166 3V4H165ZM169 3V4H168ZM213 4V7H212V5L211 4ZM217 3H218V6H217ZM186 4V6L184 7V5ZM190 4H192V6L190 5ZM209 4H210V6L212 7V8H214V10H212L210 7H209ZM167 5V6H166ZM173 5H174V7H173ZM182 5V6H181ZM188 5V6H187ZM194 5V6H193ZM217 7H216V6ZM54 6H56V7H54ZM61 8H60V7ZM149 6H151V8L149 7ZM190 6H191V8H190ZM215 6V7H214ZM3 8V10H4V13H2L3 12V10H2V8ZM6 7V8H5ZM53 7V8H52ZM65 7V8H64ZM153 7V8H152ZM177 7H178V9H177ZM180 7V8H179ZM182 7V8H181ZM189 9V11L187 10V8ZM194 7V8H193ZM168 8H169V10H168ZM175 10H174V9ZM197 8V9H196ZM215 8H217V9H215ZM219 8V9H218ZM7 9V10H6ZM56 9V10H55ZM171 9V10H170ZM177 9V10H176ZM180 9V10H179ZM193 9V10H192ZM6 10V11H5ZM62 10H63V12H62ZM167 10V11H166ZM194 10H195V12H194ZM204 12H203V11ZM209 10V11H208ZM215 10H216V12H215ZM64 11H65V13H64ZM143 11H144V13L146 14V16L144 15V17L142 16L144 13H143ZM147 11V12H146ZM164 11V12H163ZM172 12V13H168V12ZM180 11V12H179ZM193 11V12H192ZM211 11V12H210ZM212 11H214V13H212ZM219 11H222V10H219ZM60 12V13H59ZM150 12H152V13H150ZM155 12V13H154ZM159 12V13H158ZM173 12L176 14V16H175V14H173ZM184 12V13H183ZM188 12H190V13H188ZM139 13V14H138ZM143 13V14H142ZM149 13V14H148ZM153 13L155 14V15H153ZM193 13H195V14H193ZM197 13V14H196ZM203 13V14H202ZM212 13V14H211ZM5 14V15H4ZM43 14V15H42ZM87 14V15H86ZM93 14V16H95ZM141 14V15H140ZM148 14V15H147ZM160 14V15H159ZM169 14V15H168ZM183 14V15H182ZM191 15V16H187V15ZM202 14V15H201ZM217 14V15H216ZM220 14V17H221V12L219 13ZM83 15H84V17H83ZM85 15H86V17H89V19L87 18V19H85ZM158 15H159V17H158ZM161 15H162V17H161ZM163 15H164V17H163ZM180 17H179V16ZM200 15V16H199ZM209 15L210 16H212L211 17V19H209L210 17H209ZM81 16V17H80ZM92 16V17H93ZM141 16V17H140ZM150 16H152L153 18H151ZM167 16V17H166ZM168 16H170V18H168ZM182 16H183V18H182ZM208 16V17H207ZM41 17V18H40ZM76 17V18H75ZM137 17H139V19L141 20V22L139 21V19L137 18ZM149 17V18H148ZM155 17L157 18V19H155ZM162 18V19H158V18ZM173 17V18H172ZM177 17H179V18H177ZM192 17V18H191ZM197 17V19H194V18H196ZM220 17H219V15H218V18L220 19ZM5 18V19H4ZM78 18H80V19H78ZM148 18V19H147ZM151 18V19H150ZM165 18H167V20L165 19ZM182 18V19H181ZM185 18V19H184ZM190 18V19H189ZM207 18V19H206ZM2 19V20H1ZM43 19V20H42ZM138 21H136V20ZM147 19V20H146ZM164 19H165V21L166 22H164ZM181 19V20H180ZM188 19V20H187ZM194 19V20H193ZM70 20V21H69ZM84 20H83V22H84ZM129 20H130V18H129ZM148 20H153V23L152 22H150V21H148ZM160 20H162L163 22H161ZM185 20H187V21H185ZM190 20V21H189ZM2 21H5V22H2ZM62 21V22H61ZM76 21V22H75ZM79 21H81V22H79ZM122 21H124V22H122ZM145 21H146V23H145ZM148 21V22H147ZM172 21V22H171ZM176 21H178V22H176ZM184 21V22H183ZM194 21V22H193ZM210 21H212L211 22V25H210ZM140 22V23H139ZM170 22V23H169ZM190 24H189V23ZM192 22V23H191ZM207 22H205V23H207ZM5 23V24H4ZM123 23H126V24H124L123 25ZM139 23V24H138ZM178 23V24H177ZM182 23V24H181ZM184 23H186L187 25H186V27H185V24ZM63 24V25H62ZM66 24V25H65ZM71 24V25H70ZM131 24V25H130ZM133 24H135V25H137V27H139V29L138 28H135V25H133ZM151 24V25H150ZM153 24V25H152ZM158 24V25H157ZM163 24V25H162ZM189 24V25H188ZM217 24V22L214 24V27H217L218 29H217V31H216V33H215V31H213L215 28H212L211 30H212V32H209V34H211V35H213V34H216V36L215 35H213V38H211V35H210V37H209V39H207V40H210V41H206L205 43H207V42H209V43H207V48H210V49H215L218 45L216 44V43H218L219 45H220V43H221V38L220 37H222L223 38V36H219V37H217V34L218 33H220V32H218L219 31V25H220V23H218V25H216ZM1 25H3V26H1ZM72 25H74L73 26V28L71 27ZM115 25V26H114ZM126 25V26H125ZM128 25V26H127ZM143 25V26H142ZM162 25V26H161ZM173 25V26H172ZM179 25V26H178ZM183 25V26H182ZM5 26H7L6 27V29H5ZM64 26V28H65V30L67 29V30H69L68 31V33L64 30V28H62ZM81 26H82V24H81ZM125 26V27H124ZM131 26V27H130ZM134 26V27H133ZM165 26V27H164ZM168 26H169V28H168ZM178 26V27H177ZM195 27V26H197L195 29H193L192 27ZM2 27V28H1ZM67 27V28H66ZM80 27V26H79ZM118 27V28H117ZM152 27V28H151ZM157 27V28H156ZM163 27V28H162ZM185 27V28H184ZM191 27V30L189 29ZM59 28V29H58ZM61 28H62V30H61ZM124 28V29H123ZM128 28V29H127ZM142 28V29H141ZM165 28V29H164ZM176 28H178V29H176ZM180 28V29H179ZM188 28V29H187ZM137 29V30H136ZM151 29V30H150ZM174 29V30H173ZM187 29V30H186ZM1 30H2V32H1ZM123 30V31H122ZM147 30V31H146ZM149 30V31H148ZM154 30V31H153ZM163 30V32H161ZM166 32H165V31ZM189 30V31H188ZM210 30V31H211ZM216 30V29H215ZM65 31V32H64ZM131 31H132V33H131ZM135 31V32H134ZM171 31V32H170ZM195 31V32H194ZM137 32V33H136ZM151 32H152V34H151ZM154 32V33H153ZM156 32H157V34H156ZM188 32V33H187ZM190 32V33H189ZM192 32V33H191ZM218 32V33H217ZM4 34V35H2V34ZM125 33V34H124ZM149 33H150V36H149ZM166 35H165V34ZM167 33H168V35H167ZM182 33V34H181ZM66 34V35H65ZM135 34V36H134V38H133V35ZM138 36H137V35ZM154 34V35H153ZM170 34V35H169ZM55 37H54V36ZM64 35L66 36V37H64ZM124 37H126V38H123L122 39V37L123 36ZM159 35V36H158ZM185 35V36H184ZM219 35V34H218ZM221 35V34H220ZM119 38H118V37ZM122 36V37H121ZM148 36H149V38H148ZM174 38H173V37ZM209 36V35H208ZM58 37V38H57ZM139 37V38H138ZM150 37H152V38H150ZM154 37V38H153ZM166 37V38H165ZM170 37V38H169ZM195 37V36H194ZM65 38H67V39H65ZM142 38V39H141ZM156 38V39H155ZM159 38V39H158ZM169 38V39H168ZM62 39V40H61ZM129 39H131V41L129 40ZM134 39V40H133ZM139 39V40H138ZM163 40V42L162 41H159V40ZM169 40V42H167L168 40ZM173 41H172V40ZM182 39V40H181ZM186 39H188V40H190V41H188V42H186ZM214 39V40H213ZM217 39H220V40H217V42L215 43V41ZM123 40H124V42H123ZM126 40H128V41H126ZM137 40V41H136ZM154 40V41H153ZM156 40H157V43H156ZM166 40V41H165ZM182 41V43H181V41ZM47 41V42H46ZM58 41V42H57ZM60 41V42H59ZM132 41H134V42H132ZM172 42V44H171V46H170V43ZM185 41V42H184ZM214 41V42H213ZM44 42V43H43ZM49 42V43H48ZM64 42H66V41H64ZM120 42H122V44L120 43ZM128 44L129 43V45H124V44H126V43ZM132 42V44H130ZM137 42V43H136ZM141 42V43H140ZM155 42V43H154ZM166 42V43H165ZM174 42V43H173ZM176 42V43H175ZM179 42V43H178ZM63 43V44H62ZM115 43H117V44H115ZM124 43V44H123ZM150 43V44H149ZM160 45H159V44ZM169 45H168V44ZM185 43V44H184ZM204 43V44H205ZM215 43V44H214ZM119 44H120V46L121 47H123V48H121L120 46H119ZM164 46H162V45ZM166 44V45H165ZM174 44H177V45H174ZM180 44H182V45H180ZM184 44V45H183ZM213 44V45H212ZM44 45V46H43ZM50 45V46H49ZM150 45V46H149ZM167 45H168V47H167ZM178 45H180V46H178ZM187 45H189V44H187ZM202 45V46H201ZM217 45V46H216ZM3 46V47H2ZM5 46V47H4ZM60 46V47H59ZM128 46H130V48H132V49H129V47ZM132 46V47H131ZM154 46V47H153ZM160 46H161V48H160ZM182 46V47H181ZM210 46V47H209ZM8 47V48H7ZM43 49H42V48ZM124 47H126V48H124ZM134 47V48H133ZM136 47H138V48H136ZM141 47V48H140ZM145 47V48H144ZM166 47V48H165ZM172 47V48H171ZM1 48H2V50H1ZM58 48V49H57ZM79 48V49H78ZM77 49H75V50H72L71 52H68L67 53V56L69 57V55H71V57H69V59H71V58H76L77 59V57H78V59L80 58V55H82L83 53H81L82 51L84 52L86 49H85V47L84 46H80V47H78ZM144 48V51L142 50ZM160 48V49H159ZM62 49V48H61ZM119 51H118V50ZM140 49V50H139ZM156 49V50H155ZM161 49H163V51L161 50ZM34 50H35V53H34ZM40 50H43V51H40ZM81 50V51H80ZM123 52H122V51ZM125 50H126V52H125ZM129 50H131L130 52H129ZM140 52H142V53H140ZM173 50V51H172ZM37 51V52H36ZM45 51H46V53H45ZM51 51V52H50ZM56 51V52H55ZM74 51V52H73ZM116 51V52H115ZM121 51V52H120ZM137 51V52H136ZM154 51V52H153ZM160 51V52H159ZM212 51V50H211ZM8 52V53H7ZM12 52V53H11ZM40 52V53H39ZM138 52H139V54L140 55H138ZM163 52H164V54H163ZM174 53V54H172V53ZM70 53V54H69ZM72 53V54H71ZM78 53V55L79 56H77L76 54ZM200 53H203L204 55L205 54H207V55H203V54H200ZM29 54V55H28ZM39 54V55H38ZM69 54V55H68ZM124 54V55H123ZM130 54V55H129ZM133 54V55H132ZM135 54H136V56H135ZM170 54V55H169ZM189 54V56H186V55H188ZM212 54H213V52H212ZM13 55V56H12ZM17 55H19L18 57H17ZM31 55V56H30ZM38 55V56H37ZM50 55V56H49ZM72 55H74V56H72ZM138 55V56H137ZM142 55V56H141ZM153 55H154V57H153ZM156 55V56H155ZM186 56V58L187 57H190V58H184L185 56ZM6 56H7V58H6ZM15 56V57H14ZM28 56H29V58H28ZM126 58H125V57ZM132 57V58H130V57ZM165 56H166V58H167V56H168V58H167V60H168V63H167V61H166V59H165ZM171 56H173V57H171ZM175 56V57H174ZM184 56V57H183ZM203 56V57H202ZM208 56V57H207ZM4 57V59H2ZM22 57V58H21ZM37 57V58H36ZM43 57L45 58V59H43ZM56 57V58H55ZM113 57V58H112ZM121 57V58H120ZM128 57V58H127ZM143 57V58H142ZM162 57L164 58V59H162ZM178 57L180 58V59H178ZM204 57H207V58H205V60L203 61V59H204ZM21 58V60L20 61H22V60H24V62L23 63H20V61H19V59ZM26 58V59H25ZM28 58V59H27ZM47 58H49V62H48V59ZM74 58V59H75ZM116 58V59H115ZM139 58V59H138ZM170 58V59H169ZM186 59V60H184V59ZM10 59V60H9ZM39 59V60H38ZM41 59V60H40ZM51 59V60H50ZM75 59V60H76ZM118 59V60H117ZM127 59V60H126ZM154 59V60H153ZM183 61H182V60ZM211 59V58H210ZM25 60L27 61V63L28 64H30V65H28L26 62H25ZM53 60V61H52ZM114 60V61H113ZM116 60V61H115ZM128 60H130V62L128 61ZM132 60V61H131ZM134 60V61H133ZM137 60L139 61V63L141 62H144V60H145V62H146V64H145V62L144 63H140L139 65H138V62H137ZM163 60H165L164 62H163ZM170 60V61H169ZM175 60H176V62H175ZM179 60H181V61H179ZM213 60V59H212ZM7 61V62H6ZM12 61H14V62H12ZM16 61V62H15ZM17 61H19V62H17ZM55 61V62H54ZM117 61H119V63L117 62ZM156 61V62H155ZM174 63H173V62ZM186 61V63L188 64V63H190V65L189 66H187V64H185V68L183 67V66H181V65H183V63ZM206 61H208V60H206ZM35 62H37V63H35ZM40 62V63H39ZM47 62H48V64H47ZM135 62V63H134ZM160 62H163V63H166V65L164 66L166 69H168V66H170V65H172L171 67L172 68H170V70L168 69L167 71H166V69L164 70L163 68H162V70L161 69H159V67H158V63L160 64ZM171 62V64H169ZM183 62V63H182ZM191 62L192 63H195V64H193V66H191L192 64H191ZM197 62V63H198ZM200 62V63H201ZM226 61L224 60L223 61V59L222 60H220L219 62H217L216 64H218V67H222L224 64L226 65L227 63H225ZM4 63V64H3ZM8 63V64H7ZM13 65H12V64ZM16 63H17V65H16ZM39 63V64H38ZM115 63V64H114ZM123 63H125L126 65H127V63H128V65H127V67H129L128 69H126L127 67H126V65L125 64H123ZM178 63H180L179 65H177ZM5 64H6V66H5ZM117 64V65H116ZM119 64V65H118ZM135 64L136 65H138V66H135ZM146 65L145 67H144V65ZM4 65V66H3ZM34 65V66H33ZM38 65V66H37ZM42 65V66H41ZM76 64H73L72 66H70V69H69V67L68 68H66L65 69V72H66V75H68L69 73V75L68 76H74L76 73L78 74V75H80L79 74V72H77V71H79V70H77V69H79L78 68V66L76 65ZM141 65V66H140ZM143 65V66H142ZM162 65V64H161ZM176 66L175 68L176 69H174L173 67L174 66ZM197 65V64H196ZM221 65V66H220ZM19 66H21V68L19 67ZM31 66V67H30ZM44 66V67H43ZM179 68H178V67ZM217 66V65H216ZM41 67V68H40ZM113 67H115V68H113ZM125 67V68H124ZM137 67V68H136ZM139 67V68H138ZM151 67V68H150ZM189 67H190V69H189ZM192 67V68H191ZM19 68V69H18ZM34 68H36V69H34ZM43 68V69H42ZM71 68H73V69H71ZM112 69L111 71L112 72H110V70L109 69ZM117 68V69H116ZM118 68H121L120 69V71H119V69ZM132 68H133V70H132ZM155 68V69H154ZM156 68H158V69H156ZM181 68L183 69V70H185V74L186 75H188L189 76V78L187 79V77L188 76H185V74H183L185 77H183V75H182V73H184V71L182 72V70H181ZM20 69L22 70V71H20ZM42 69V70H41ZM124 69V70H123ZM152 69V70H151ZM11 70H14V71H12L11 72ZM19 70V71H18ZM25 70V71H24ZM38 70H39V72H38ZM45 70V71H44ZM51 70V71H50ZM107 70L110 72V73H108L107 72ZM114 70H117V71H115L114 72V74H113V71ZM121 70H122V72H121ZM127 70V72H125ZM138 71V72H135V71ZM145 71V73H142V72H144ZM161 70V71H160ZM172 70H173V72H172ZM175 70V71H174ZM181 70V71H180ZM31 71V72H30ZM68 71V72H67ZM76 71V72H75ZM142 71V72H141ZM179 71V72H178ZM192 71V72H191ZM15 72V73H14ZM22 72V73H21ZM25 72H26V74H25ZM33 72H35V73H33ZM47 72V73H46ZM118 73V75H117V73ZM122 73V74H119V73ZM124 72H125V74H127L126 76H125V78H124ZM135 72V73H134ZM160 73V75L159 74H157V73ZM167 72V73H166ZM171 72V73H173V75H169V73ZM177 72V73H176ZM180 72H182V73H180ZM191 72V73H190ZM9 73L11 74V75H9ZM18 73V74H17ZM37 73V74H36ZM39 73V74H38ZM44 73V74H43ZM68 73V74H67ZM75 73V74H74ZM164 75H162V74ZM170 73V74H171ZM181 75H180V74ZM20 74V75H19ZM43 74V75H42ZM45 74H47V75H45ZM76 74V75H77ZM110 74V75H109ZM111 74H113L114 75V77H117L116 79L113 77V76H111ZM138 74V75H137ZM176 74V75H175ZM192 74H193V77H191L192 76ZM17 75H19V76H17ZM37 75H38V77H37ZM102 75V74H101ZM116 75V76H115ZM130 75V76H129ZM139 75L141 76V77H145V78H143V79H146V80H150V85H151V82H154V83H156V82H158L157 84H158V86H155V88L156 89H158V87H160V84L162 85L161 87H160V89L159 90H155V91H157V92H155V94H154V96H151V94L149 93V92H147L148 91V89H149V87L150 86H148V85H146V84H144V85H141L140 84V86H138V87H136V85H134L133 83L136 81L135 79H137L138 77H139ZM145 75V76H144ZM17 76V77H16ZM22 76V77H21ZM121 76H123V77H121ZM134 76V77H133ZM137 76V77H136ZM160 76V77H159ZM163 76V78L161 79V77ZM170 76V77H169ZM180 76H182V78L180 77ZM197 76H198V78H197ZM261 76V77H260ZM20 77V78H19ZM27 77V78H26ZM44 77V78H43ZM85 77V76H84ZM113 77V78H112ZM140 77V78H141ZM172 77V78H171ZM177 77V78H176ZM191 77V78H190ZM201 79H200V78ZM41 80H40V79ZM110 78V80H108ZM133 78H135L134 80L135 81H132L133 83L131 84V80L133 79ZM150 78V79H149ZM183 80H181V79ZM187 79V80H189L188 82H187V80H185V79ZM221 78H222V80H221ZM84 79L85 80H87V82L86 81H84ZM122 79V80H121ZM170 79V80H169ZM195 81H194V80ZM225 79H227L226 80V82H225ZM79 80V81H78ZM117 80V81H116ZM119 80V81H118ZM120 80L121 81H126V82H120ZM164 80V81H163ZM166 80V81H165ZM173 80H175V81H173ZM177 80V81H176ZM178 80H180V81H178ZM185 80V81H184ZM191 80V81H190ZM197 80V81H196ZM216 80H218V81H216ZM230 80V81H229ZM231 80H233L232 82H231ZM23 81V82H22ZM32 81H34V83L32 82ZM39 81V82H38ZM47 81V82H46ZM82 81L84 82V83H82ZM105 81H106V83H105ZM128 81H130V83L128 82ZM171 81H173V82H171ZM204 81V82H203ZM215 81V82H214ZM225 83V85L223 86V83ZM228 81V82H227ZM263 81V82H262ZM14 82V83H13ZM23 84H22V83ZM25 82V83H24ZM40 82H42V83H40ZM78 82V84H80V85H76V83ZM79 82H81V83H79ZM111 82H112V84H111ZM114 82V83H113ZM177 82V83H176ZM199 82V83H198ZM206 82H210L211 84H208L207 85V83ZM237 82H238V78H237ZM260 82V83H259ZM8 83H10V85H7ZM13 83V84H12ZM16 83V84H15ZM75 83V84H74ZM86 83H87V85L89 84L90 86H87L86 85ZM116 83H117V85H116ZM126 83V84H125ZM169 83V84H168ZM176 83V84H175ZM183 83V84H182ZM196 83V84H195ZM212 83H214V84H212ZM217 83V84H216ZM240 83H242V84H240ZM1 84V83H0ZM13 86H12V85ZM21 84V85H20ZM43 84V85H42ZM114 84H115V86H114ZM128 84V85H127ZM156 84V85H157ZM174 84V85H173ZM184 85V86H181V85ZM202 84H204V85H202ZM243 84H244V86H243ZM256 84H258V85H256ZM260 84H261V86H260ZM263 84V85H262ZM7 85V86H6ZM23 85H25V87L23 86ZM26 85H28V86H26ZM31 85V87H29ZM46 85V86H45ZM81 85H82V88H81ZM103 85V86H102ZM105 85V86H104ZM108 85V86H107ZM113 87H112V86ZM121 85H123V86H121ZM127 85V86H126ZM146 85V86H145ZM179 85H180V89H179ZM187 85L189 86L188 87V89H189V91H188V89H187ZM227 85V86H226ZM249 85V86H248ZM10 86V87H9ZM16 86V87H15ZM21 86V87H20ZM75 86V87H74ZM96 86H98V85H96ZM107 86V87H106ZM119 86V87H118ZM143 86V87H142ZM144 86H145V89H144ZM193 86H194V91L197 93V95H198V92L199 93H202V89H203V87H204V91H203V93H204V95L205 94H207V93H209V90L208 89H210L211 91H210V93H211V95H209V94H207V95H205L204 97H203V95H201V97L200 98H202V99H200V98H197V96H195L196 97V100L195 101H198V103L199 104H201L202 106H199V104H197V103H195L194 102V106L193 107H197V105H198V107L200 108V114L201 113H205V114H209L208 116L207 115H202L201 114V116H204V119H205V121L208 119V125H207V122L205 123H203V117H200V114L199 113H194L195 114V116H191V118H197L196 117V115L197 116H199L200 118H198V119H202V120H200L199 121V123H198V120L196 119V121H195V119L193 120V121H191V122H194V124L193 123H191L190 122V119L191 118H189V120L187 119V121H189V122H184V123H179V121H172V120H170L169 121V119H172V117H175V114H177L176 116H181V114H183V113H185L186 111L185 110H183V109H185V107H186V104L187 103H185V102H187V98L188 97H190L191 96V93H193L192 91H191V89L193 90ZM214 86H216V89L218 90H214ZM219 86V87H218ZM224 87V89H222V87ZM247 86V87H246ZM19 87H20V89H19ZM28 87H29V89H28ZM39 87H41V89L39 90ZM42 87H43V90H42ZM68 87H69V89H68ZM72 87H73V89H72ZM85 87H86V90H85ZM87 87H91V89H92V91H94L93 93H92V91H90L89 89H87ZM102 87H103V89H102ZM104 87H105V90H104ZM108 87H109V89H108ZM117 87H118V91L116 90L117 89ZM124 87H125V90H124ZM127 87V88H126ZM129 87H132V90L130 91L129 90ZM139 87H140V89H139ZM147 87H148V89H147ZM174 87H175V89H174ZM183 87H184V89H183ZM231 87H234V89L236 90V91H242V92H235V90L233 89H231ZM250 87H251V89H250ZM255 87H256V89H255ZM261 87H262V91L261 92H256V90H259V89H261ZM45 88V89H44ZM19 89V90H18ZM22 89H24V90H22ZM25 89H27V90H25ZM97 89H98V92H97ZM115 89V94L113 93L114 90ZM133 89H135V90H133ZM173 91H172V90ZM229 89V90H228ZM231 89V90H230ZM240 89V90H239ZM31 90V91H30ZM79 90V91H78ZM80 90H83L84 92V94H80L79 95V92L80 93H82V91H80ZM100 90V91H99ZM109 90H111V91H109ZM119 90H121V92H119ZM123 90L125 91V92H123ZM176 90H177V92H176ZM180 92H179V91ZM187 92H186V91ZM208 90V91H207ZM7 91V93H5ZM12 91V92H11ZM19 91V92H18ZM39 91V92H38ZM89 91V92H88ZM161 91V92H160ZM206 91V92H205ZM216 91V92H215ZM224 91V92H223ZM226 91H228V92H226ZM229 91L231 92V93H229ZM248 91V92H247ZM250 91V92H249ZM260 91V90H259ZM11 92V93H10ZM17 92H18V94H17ZM21 92V93H20ZM23 92V93H22ZM42 92V93H41ZM74 92V93H73ZM77 92V93H76ZM86 92L88 93V95L87 96H85L86 95ZM90 92H91V95H90ZM97 94H96V93ZM102 92V93H101ZM107 92H109V94L106 93ZM120 94H119V93ZM128 92V93H127ZM129 92H133V93H129ZM136 92V93H135ZM166 92V93H165ZM169 92H171V93H169ZM28 93L31 95V96H29L28 95ZM32 93V94H31ZM95 93V94H94ZM110 93H112V97H110L111 96V94ZM124 93H125V95H124ZM145 93V94H144ZM147 93V94H146ZM161 93V94H160ZM187 94V96H183V95H186ZM188 93H190V94H188ZM215 93V94H214ZM220 93H221V95H220ZM223 93V94H222ZM241 93L244 95H241ZM251 94V95H249V94ZM252 93H253V95H252ZM93 94V95H92ZM106 96H104V95ZM169 94V95H168ZM173 94V95H172ZM212 94H214V95H212ZM218 94V95H217ZM226 94V95H225ZM238 94H240L241 96H238L237 98H238V101H241V102H235V101H237V98L235 99L234 97H236ZM261 96H260V95ZM5 95H6V97H5ZM17 95V96H16ZM24 95V96H23ZM90 95V96H89ZM114 95V96H113ZM131 97H130V96ZM178 95V96H177ZM188 95H190V96H188ZM194 95V93L192 94V96ZM226 97H225V96ZM2 96H3V98H2ZM44 96V95H43ZM109 96V97H108ZM119 96V97H118ZM129 98H128V97ZM161 96H163V97H161ZM171 96H172V98H171ZM221 96H224L225 97V99L229 96V98L230 99H227V100H230L232 103H231V105H230V103H228L227 102V104H226V101L224 100V98H223V101H225L224 103H223V101L221 102V99L222 98H220ZM248 97V99H247V97ZM252 96V97H251ZM255 96V97H254ZM37 97V98H38ZM47 97V96H46ZM78 97V98H79ZM101 97V98H100ZM109 98V100H108V98ZM118 97V98H117ZM122 97V98H121ZM141 97H142V99H141ZM147 97H148V99H147ZM153 97V98H152ZM159 97L161 98V99H159ZM180 97H182V100H181V102L184 104L185 103V105H183L182 103H179L180 102V100L178 99V98H180ZM187 97V98H186ZM232 97V98H231ZM258 97V98H257ZM5 98V99H4ZM12 98H15V99H12ZM23 98V99H22ZM28 98V100H26ZM94 99V101H91L92 99ZM103 98V99H102ZM121 100H120V99ZM145 98V99H144ZM165 98V99H164ZM177 99L179 102L178 103H175L176 102V100H173V99ZM185 98V100L183 101V99ZM208 98V99H207ZM212 98L214 99V100H212ZM235 100H234V99ZM245 99V100H243V99ZM250 98H252V99H250ZM259 98H262V99H259ZM2 99H3V101H2ZM91 99V100H90ZM96 99V100H95ZM100 101H99V100ZM130 99V100H129ZM134 99V100H133ZM136 99V100H135ZM138 99V100H137ZM145 101H144V100ZM158 99V100H157ZM169 99V100H168ZM195 99V98H194ZM218 99V100H217ZM220 99V100H219ZM233 99V100H232ZM105 100H106V102H105ZM108 100V101H107ZM112 100V101H111ZM125 100V101H124ZM132 100V101H131ZM150 100H151V102H150ZM156 100V101H155ZM162 101V102H160V101ZM164 100V101H163ZM175 101V102H173V101ZM210 100V101H209ZM250 100H253V105H252V102L250 101ZM257 101V103H256V101ZM95 101H97V102H95ZM102 101V102H101ZM114 104V105H112L111 104V102ZM116 101H118L119 102V104H120V102H122V101H124L123 103H125V102H127L126 103V108H125V106H124V104L122 103V105H121V108H123V109H120L118 106H120L119 104H118V102H116ZM134 101V102H133ZM138 101V102H137ZM140 101H142V102H140ZM147 101V102H146ZM233 101H234V103L235 104H233ZM247 101H249V103H247ZM9 102V103H8ZM17 102V103H16ZM34 102V103H33ZM93 102V103H92ZM105 102V103H104ZM109 102V103H108ZM136 102V103H135ZM159 102V104L157 105V103ZM202 102V103H201ZM203 102H205V103H203ZM221 102V103H220ZM244 102V103H243ZM250 102H251V105H250ZM261 102H263L262 103V105H261ZM11 103H12V105H11ZM96 103V104H95ZM108 103V104H107ZM153 103V104H152ZM209 104V106H210V108L208 107V105L207 104ZM17 104V105H16ZM75 104H77V106L75 105ZM93 104H94V106L95 105H99V104H101V107H100V105L98 106V108H97V106H93ZM118 104V105H117ZM150 104V105H149ZM154 104H156L157 106H155ZM168 104V105H167ZM169 104H171L170 106H172V105H176L175 107L174 106H172L173 108H174V110H173V108L172 107H170L169 106ZM197 104V105H196ZM228 104H229V106H228ZM19 105V106H18ZM128 105V106H127ZM153 105V106H152ZM177 105H178V107H177ZM206 105H207V108H205L206 107ZM215 105H218V107H219V110H216V106ZM222 105H223V107H222ZM225 105V106H224ZM226 105H227V107H226ZM234 105V106H233ZM240 105V106H239ZM241 105L244 107V108H242L241 107ZM246 105V106H245ZM247 105H250V106H247ZM258 105V106H257ZM15 106V107H14ZM86 106V105H85ZM113 106V107H112ZM114 106H115V108H114ZM123 106V107H122ZM135 106V107H134ZM150 106V107H149ZM185 106V107H184ZM215 106V107H214ZM230 106H232V107H230ZM236 106V107H235ZM261 106V107H260ZM12 107H14V110H13V108ZM22 107V108H21ZM78 109H77V108ZM112 108V109H110V108ZM117 107V108H116ZM128 107V108H127ZM133 107V108H132ZM137 107V108H136ZM151 107L152 108H157V110L155 111V109L153 110V109H151ZM162 107V108H161ZM184 107V108H183ZM195 108V112H198L199 111V108ZM212 107H214V110H212L213 108ZM222 107V108H221ZM226 107V108H225ZM230 109H229V108ZM245 107H246V109H245ZM247 107H249V108H247ZM250 107H253V108H250ZM257 107V108H256ZM8 108H9V110H8ZM11 108V109H10ZM21 108V109H20ZM73 108H75V109H73ZM92 108H93V110H92ZM144 108H145V110H144ZM179 108V109H178ZM224 108V109H223ZM227 108H228V110H227ZM237 108V109H236ZM35 110V112H34V110ZM77 109V110H76ZM85 110V112H86V110H87V115H84L85 114V112L82 114V112ZM107 109V110H106ZM110 109V110H109ZM119 109V110H118ZM127 109H129V110H127ZM150 109V110H149ZM160 109H162V110H160ZM177 109V110H176ZM207 109L209 110V109H211L210 111L212 112V113H210V111H207ZM218 109V108H217ZM226 109V110H225ZM239 109H240V111L242 112V110H243V114L242 113H240V111H239ZM242 109V110H241ZM248 109V110H247ZM259 109V110H258ZM3 111V113H2V111ZM32 110V111H31ZM81 110H83V111H81V113H80V111ZM91 110V111H90ZM124 110V111H123ZM133 110V111H132ZM139 110V111H138ZM153 110V111H152ZM164 110V111H163ZM172 110V112H171V115L170 114H168V112L170 113V111ZM175 110H176V112H175ZM179 110V111H178ZM205 110V112H203ZM221 110H222V112H221ZM229 110H230V112H229ZM235 111L234 113H232L233 111ZM236 110H237V112H236ZM253 110H255V111H253ZM11 111V112H10ZM18 111V112H17ZM20 111H22V112H20ZM62 110H60V113H62L61 112ZM70 111V112H69ZM74 111V112H73ZM75 111H76V113H75ZM78 111V112H77ZM105 111V112H104ZM119 111V112H118ZM126 111V112H125ZM131 111V112H130ZM135 111H136V115H134L135 114ZM147 111V112H146ZM151 112V113H149V112ZM156 113H155V112ZM168 111V112H167ZM202 111V112H201ZM228 111V112H227ZM28 112V113H27ZM71 112H73V113H71ZM111 112H113V113H117V114H113V113H111ZM123 114H122V113ZM125 112V113H124ZM146 112V113H145ZM179 112V113H178ZM208 112V113H207ZM214 112H217V113H214ZM221 112V113H220ZM224 112H226L227 114H225ZM5 113V114H4ZM59 112H58V114H60ZM71 113V114H70ZM80 113V116L82 117L83 115L86 117V119H81V117L78 115ZM120 113V114H119ZM130 113V114H129ZM153 113V114H152ZM157 113H159V115L157 114ZM161 113V114H160ZM172 113H173V116H172ZM175 113V114H174ZM224 113V114H223ZM249 113V114H248ZM255 113H256V116H255ZM259 113V114H258ZM8 114H9V118H8ZM16 116H15V115ZM25 114V115H24ZM62 114H64V112L62 113ZM66 114L64 115V116H66ZM73 114V115H72ZM74 114H76V116L78 115L79 117H80V120L74 115ZM95 114V115H94ZM97 114V115H96ZM99 114V115H98ZM113 114V115H112ZM129 114V115H128ZM134 116H136V117H134ZM146 114V115H145ZM163 114V115H162ZM166 114V115H165ZM247 114V115H246ZM251 114V115H250ZM3 115V116H2ZM5 115V116H4ZM12 115V116H11ZM75 116V118L74 117H72V116ZM143 115H145V117L143 116ZM152 115V116H151ZM215 115V116H214ZM219 115H220V117H219ZM222 115V116H221ZM236 115V116H235ZM246 115V117L247 118H244V116ZM262 115V116H261ZM58 116V115H57ZM62 117L63 115H59L58 117ZM88 116H89V118H88ZM97 116V117H96ZM103 117V118H101V117ZM125 116V117H124ZM132 116V117H131ZM142 116V117H141ZM170 116V117H169ZM212 116H214L213 117V119L214 118H216V116L217 117H219L217 120H220L221 122V124H219V125H221V126H218V123H216L214 120H212ZM4 118V120H3V118ZM14 117V118H13ZM17 117V118H16ZM25 118V119H23V118ZM112 117V118H111ZM149 119H148V118ZM6 118V119H5ZM21 118V119H20ZM33 118V119H32ZM67 117H66V119H68ZM73 118V119H72ZM91 118V119H90ZM95 118V119H94ZM111 118V119H110ZM138 118V119H137ZM153 118V119H152ZM160 120H159V119ZM211 118V119H210ZM259 118V119H258ZM30 119V120H29ZM32 119V120H31ZM61 119H65V117L63 118H61ZM76 119V120H75ZM87 119H89L88 121H87ZM95 120V123H98L97 125V127H96V125L94 124V127H93V123H94V120ZM98 119L100 120V122L102 121V120H104V121H102L101 123L100 122H98ZM106 119H108L107 121H106ZM135 119V120H134ZM167 121H165V120ZM222 119L224 120V121H222ZM248 119V120H247ZM261 119H262V121H261ZM10 120V121H9ZM13 120V121H12ZM69 120V121H70ZM91 120V121H90ZM129 120V121H128ZM140 120V121H139ZM143 120V121H142ZM153 122V124H152V122ZM213 122H212V121ZM216 120V121H217ZM233 120H234V122H233ZM243 120H244V122H243ZM254 120V121H253ZM12 121V122H11ZM14 121H16V122H14ZM68 121V122H69ZM77 121H79V122H77ZM111 121H112V123H111ZM126 121H128V122H126ZM134 121V122H133ZM137 121V122H136ZM145 121H147V123L145 122ZM158 121V122H157ZM18 122H20V123H18ZM33 122H34V126H32V124H33ZM77 122V123H76ZM90 122H91V124H90ZM105 122V123H104ZM115 122V123H114ZM122 122H125V123H122ZM140 124H139V123ZM143 122V123H142ZM151 122V123H150ZM161 122V123H160ZM228 122V123H227ZM233 122V123H232ZM248 122V123H247ZM256 122H257V124H256ZM260 122H262V123H260ZM8 124V125H10L9 127L6 125V124ZM25 123V124H24ZM81 123V124H82ZM86 123H88L89 125H85ZM99 123H100V125H99ZM119 123H121L122 125H124L125 126V124H126V127H124V126H122V128H120L121 127V125H119ZM133 123H135L136 125H134ZM169 123V124H168ZM175 123V125H173ZM188 123H189V125H188ZM209 123H211L212 124V128H211V126H210V124ZM214 123H215V125H217V126H215L216 127V129H215V127H213L214 126ZM231 123V124H230ZM249 123H251V124H249ZM253 123V124H252ZM3 124V125H2ZM12 124V125H11ZM15 124V125H14ZM24 126H23V125ZM28 124V125H27ZM150 124V125H149ZM176 124H177V126H176ZM182 126H181V125ZM190 124L192 125V126H190ZM236 124V125H235ZM241 124L242 126H244L243 128L241 127V125L239 126V125ZM257 125V128L255 127L256 125ZM75 125H74V127H75ZM90 125H92L91 127H88V126H90ZM119 125V128L117 129V126ZM132 125L133 126H135V127H132ZM145 125V126H144ZM152 125V126H151ZM227 125V126H226ZM3 126H5L4 128H3ZM108 126H109V128H108ZM140 126V127H139ZM157 126V127H156ZM174 126V127H173ZM184 126V127H183ZM209 126V127H208ZM233 126V127H232ZM12 127V128H11ZM31 127H33V129H31ZM35 127V128H34ZM93 127V128H92ZM107 127V128H106ZM113 127H115L117 130H115L116 132H114V128ZM133 129H132V128ZM176 127V128H175ZM205 127V128H204ZM208 127V129H210V131H209V133H208V130H205L206 128ZM223 127L224 129H225V127H226V129L224 130L223 128V132H221V128ZM248 127H249V129H248ZM260 127V128H259ZM16 128H18V129H16ZM97 128V129H96ZM131 128V129H130ZM140 128H142V129H140ZM147 128V129H146ZM153 128V129H152ZM163 128H164V130H163ZM181 128H183L184 130H185V132L184 133H182L184 130L183 129H181ZM201 128V129H200ZM237 128V129H236ZM247 128V129H246ZM72 129V127L70 128V130ZM108 130V131H105V130ZM120 129V131H118ZM146 129V130H145ZM151 129H152V131H151ZM159 129V130H158ZM165 129H166V131H165ZM169 129V130H170ZM191 129V128H190ZM214 129V130H213ZM217 129H219V131H220V133H218V135L216 134V136H215V132L217 131ZM228 129V130H227ZM252 129V130H251ZM258 129V130H257ZM2 130L4 131L3 132V135H2ZM9 130V131H8ZM23 130V131H22ZM94 130V131H93ZM110 130H111V132L113 133V134H111L110 133ZM123 130V131H122ZM127 130V131H126ZM133 130V131H132ZM156 130V131H155ZM205 130V131H204ZM249 130V131H248ZM5 131H7L6 133H5ZM15 131V132H14ZM26 131H28V132H26ZM126 131V132H125ZM128 131H130V133L128 132ZM135 131V132H134ZM146 131H148V133L146 132ZM157 131H159V132H157ZM161 131H164V132H161ZM176 131V130H175ZM186 131H187V133H188V135H187V133H186ZM213 131V136L212 135H210V133ZM228 131V132H227ZM254 131V132H253ZM10 132H12V133H10ZM17 132V135L15 134ZM22 132V133H21ZM26 132V133H25ZM118 132V134H117V136L118 135H122V132H125V133H123V135H122V137H120V136H118V140H117V136H116V133ZM131 132H133V133H131ZM165 132L168 134V137H166L167 136V134L165 135ZM179 131L177 132V133H180ZM243 132V133H242ZM115 133V134H114ZM126 133H128L127 135H126ZM134 133H136L135 135H133ZM138 133H140V134H138ZM147 133V134H146ZM150 133V134H149ZM186 133V134H185ZM223 133V134H222ZM227 133H230V134H227ZM236 133V134H235ZM242 133V134H241ZM251 133V134H250ZM6 134V135H5ZM14 136V134H15V137H17L18 135L20 136H18L17 138H16V141H13V140H15V137H14V139L13 138H11V136L12 135ZM97 134V136L95 137V135ZM162 134V135H161ZM183 134H185V135H183ZM226 134V135H225ZM232 134V135H231ZM233 134L234 135H238L237 137L236 136H234L233 137ZM246 134V135H245ZM256 134V135H255ZM260 134V135H259ZM8 135V136H7ZM85 135V136H84ZM125 135V136H124ZM136 135L139 137V135H140V137H142L141 139H140V137H139V139L138 138H134V136L136 137ZM150 135V136H149ZM154 135V136H153ZM230 135V136H229ZM241 135H245V136H241ZM252 135H254V137L252 136ZM259 135V136H258ZM2 136V137H1ZM12 136V137H13ZM25 136H26V138H25ZM84 136V137H83ZM94 136V137H93ZM113 136V137H112ZM115 136V137H114ZM127 136H130V137H127ZM187 136V137H186ZM206 136H208V138L206 137ZM232 136V137H231ZM9 137V138H8ZM81 137V139H78V138H80ZM110 137H112V138H110ZM120 137V138H119ZM127 137V138H126ZM150 139H149V138ZM212 137H214V139L212 138ZM224 137H225V139H224ZM258 137V138H257ZM6 138V139H5ZM25 138V139H24ZM110 138V139H109ZM124 139L123 141L127 144V145H125V143L122 141V139ZM147 138H148V140H147ZM158 138H159V141H158ZM218 138H217V140H218ZM232 138V139H231ZM234 138V139H233ZM236 138V139H235ZM248 138V139H247ZM252 138V139H251ZM262 138V139H261ZM13 139V140H12ZM18 139V140H17ZM22 139V140H21ZM66 139V138H65ZM68 140V141H74V140ZM130 139V140H129ZM135 139V140H134ZM144 139V140H143ZM151 139H152V141H151ZM164 139V140H163ZM166 139V140H165ZM226 139H228V140H226ZM111 140H112V142H111ZM126 140L128 141V142H126ZM133 140H134V142H136L137 141V144L138 143H140V144H138V146L139 145H143L144 144V147H146L147 149V151L145 150V148H143V152H140V151H142V147H141V149L140 148H138V146L136 147V148H138V149H140L139 150V152H140V154H139V152H138V149H136L135 148V146L133 147V145H134V142H133ZM142 140V141H141ZM146 140V141H145ZM220 140H218V141H220ZM256 140V141H255ZM7 141V142H6ZM116 141H118L117 142V144H116ZM131 141H132V143H131ZM138 141H140V142H138ZM158 142V144H157V142ZM160 141H162V142H160ZM230 141V142H229ZM232 141V142H231ZM235 141V142H234ZM262 141V142H261ZM14 142H18V144L17 145H15L16 143H14ZM47 144H46V143ZM49 141L48 140H46V141H44V143H45V145H44V143L42 144L43 145V147H42V145H41V147H39L36 151H35V157L38 159H36V161H38V163L39 162H41V163H39V164H42V162H43V159H45L46 158V156L48 155V153L51 151L53 154H55V152H56V156H59L60 154H59V152H61V155H62V157H63V159H64V157H65V160L66 161H68L69 163H73L72 164V166H71V164H69V166H71V167H74V169H76V166L77 167H80V165H81V162L84 160H86L87 158H88V156L93 152V153H97V152H99V150L98 149H94V148H91V149H89L90 148V146L88 147V146H85L86 147V149L85 148H83V149H80V150H83V151H80V153H78L77 154V151H75L76 152V155H75V157H77L76 158V160L77 159H79V160H77V162H79V163H77V162H75L76 160H75V158H74V155L72 156V154H75V153H70V152H67V151H65L66 153H67V155H65L64 153V151H62L60 148H58L57 150L56 149H52V147H50V145H49V143H48ZM150 144H149V143ZM6 143V144H5ZM128 143H130V145L128 144ZM146 143V144H145ZM156 143V144H155ZM166 143V144H165ZM257 143V144H258ZM260 143H262V144H260ZM10 144V145H9ZM16 146V148H17V146H18V150L16 149H14V145ZM132 144V145H131ZM137 144H135V145H137ZM152 144H153V146H152ZM124 145H125V147H124ZM154 145H156V146H154ZM157 145L161 148H159V147H157ZM160 145H162V146H164L167 150H165V149H163L164 147H162V146H160ZM128 148H127V147ZM132 148H130V147ZM7 147V149H5ZM11 147H13V148H11ZM23 147V148H22ZM29 147H30V145H29ZM107 147V146H106ZM105 146H103V149L104 148H106ZM124 148V149H122L121 150V148ZM151 147L153 148V147H157L156 149L155 148H153V149H155V150H151ZM50 148H51V150H50ZM12 149H14V150H12ZM89 151H88V150ZM102 149V148H101ZM102 149V150H103ZM235 149V150H234ZM6 150V151H5ZM8 150V151H7ZM49 150V151H48ZM60 150V151H59ZM131 150H135V154H136V152L138 153V155L140 156H138L137 154H136V157L135 156H132V155H135L134 154V152L132 151V153L130 152L129 153V151H131ZM159 150V151H158ZM163 150V152H161ZM195 150V149H194ZM13 151V152H12ZM24 151V150H23ZM54 151V152H53ZM85 151H87L86 153H85ZM152 151L154 152V151H156L157 153H159V154H157V153H155L154 152V155H152L153 153H152ZM167 151V152H166ZM5 152H6V154H5ZM8 152L11 154V155H9L8 154ZM20 152V151H19ZM31 153H32V151H30ZM47 152V153H46ZM50 152V153H51ZM64 152V153H63ZM144 152L147 154L148 152V154H149V156H148V154L147 155H145L144 154ZM69 153V154H68ZM81 153H82V155H81ZM127 153V154H126ZM25 154H26V152H25ZM33 154H34V152H33ZM124 154V155H123ZM129 154V155H128ZM142 154H143V156H142ZM156 154V155H155ZM7 155V156H6ZM64 155V156H63ZM68 155H70V157L71 158H73V159H71V160H69V156ZM78 155H81V156H83V157H81V156H79L78 157ZM152 155V156H151ZM229 155H230V157L232 158V154H230L229 153ZM69 157V158H67V157ZM86 156H87V158H86ZM119 156L121 157L122 156V158H121V160H119L120 158H119ZM124 156V157H123ZM147 156V157H146ZM154 156H156V158L154 157ZM236 156V157H237ZM6 157V158H5ZM9 159H11V160H9ZM45 157V158H44ZM116 159H115V158ZM131 157V158H130ZM135 158V160H136V158H137V160H136V164H137V166L134 164L135 162H134V158ZM150 157V159H148ZM151 157H153L152 159H154V162H153V160H151ZM229 157V158H230ZM233 158V159H237V158ZM2 158V159H1ZM16 158V157H15ZM82 158H83V160H82ZM84 158H86V159H84ZM139 158V159H138ZM140 158H142L141 159V161H140V163H139V160H140ZM243 158V157H242ZM250 158V157H249ZM249 158L247 157H245V159H244V161H243V163H245V162H252V161H248L249 160ZM3 159H5V160H3ZM148 159V160H147ZM250 159H252V157L250 158ZM2 160H3V162H2ZM15 159L13 158V161H14ZM42 160V161H41ZM144 160H145V162H144ZM149 160H150V162H149ZM246 160V161H245ZM253 160V159H252ZM12 161V162H13ZM116 161H118V163L116 162ZM121 162V163H123V165L125 164L124 162ZM152 161V162H151ZM129 162H130V164H129ZM131 162H132V164H131ZM134 162V163H133ZM253 162H255V161H253ZM253 162L252 163H249L248 164V166H251L250 164H253ZM2 163H5V165L3 166V164ZM15 163V162H14ZM74 163H75V165H74ZM85 163V162H84ZM142 163H143V165H142ZM153 163V164H152ZM13 164V163H12ZM11 164V165H12ZM82 164H83V162H82ZM149 164V165H148ZM74 165V166H73ZM84 165V164H83ZM140 165H142L141 167L143 168H141L140 170L141 171H138L139 170V167H140ZM114 166V169L115 170H118V167H117V169H116V167ZM132 166V167H131ZM134 166H136L135 168L137 169V170H135V168H133ZM145 168H144V167ZM7 169H6V168ZM21 167V166H20ZM43 168H45V167H43ZM81 168V167H80ZM79 168V169H80ZM123 168H124V170H123ZM78 169V168H77ZM148 169V170H149ZM45 170L46 169H42V167H41V171H39V175L41 174V172L43 173L42 175H40V176H42V179L44 178L43 176H44V174H45ZM131 170V171H130ZM133 170H135V172L136 173H138V174H141V176L140 175H138V174H136ZM120 171H118V173L120 172ZM138 171V172H137ZM153 173H151V172ZM149 172H150V174H151V176H150V174H149V176L148 177H154L155 175H154V170H150ZM260 172H261V169L259 170ZM263 171H264V169H263ZM117 172V171H116ZM131 172V173H130ZM134 172V174H136L137 176L135 177V175L133 176V177H131V176H129V175H132V173ZM117 173V174H118ZM121 174H123V173H119V175H121ZM259 174H261L262 175V173H259ZM146 177H147V174H144ZM143 175V176H144ZM264 175V174H263ZM39 176V177H40ZM142 176V178L144 179V178H146V177H143ZM235 177L234 178H232L231 177V179H233L232 181L230 180V183L229 184H232V185H234V186H231V185H229V184H227L226 186H230V187H225V193L226 194H230V193H234L235 192V190H237V192H238V189H237V187H240V185H241V183H238V182H240L241 180H240V178H236V175H234ZM238 177V176H237ZM134 178V179H133ZM138 178L140 179V180H138ZM40 179H41V177H40ZM42 179L40 180V181H42ZM131 179H133L134 181H136V182H134V181H132ZM142 179V180H143ZM147 179V178H146ZM146 179H144V183L146 184V182H145V180ZM237 179V180H236ZM130 180V181H129ZM234 180H236V182L234 181ZM238 180H240V181H238ZM264 180V179H263ZM127 181L125 182V183H127ZM133 183H132V182ZM140 181V182H139ZM238 181V182H237ZM143 182V181H142ZM142 182H141V184H142ZM233 182L234 183H237L236 185L235 184H233ZM264 182V181H263ZM42 183V182H41ZM127 183V184H128ZM52 185H56V183L54 184V183H51ZM127 184H125V185H127ZM132 184H136L135 186L134 185H132ZM140 184V185H141ZM239 184V185H238ZM132 186V187H131ZM236 186V187H235ZM135 187V188H134ZM139 188V191H138V188ZM141 187H143L142 185H141ZM137 189V190H136ZM142 190H143V188H142ZM262 190H264V183L261 185V190L260 191H262ZM135 191H137V192H135ZM135 192V193H134ZM238 194V193H237ZM261 193L260 192H258V195H260ZM132 195V199L134 200V201H137V197L138 196H136V197H134ZM262 195V194H261ZM131 201L130 202V206L134 203V201ZM237 200H238V198H237ZM241 200V199H240ZM137 203V202H136ZM134 204V206H137L138 204ZM134 206L131 208L130 207V209H133V210H136V208L137 207H135L134 208ZM1 207V206H0ZM212 207H213V205H212ZM247 207V206H246ZM245 207V208H246ZM216 208V211H218L217 210V207H215ZM215 208L213 207V209L211 208V211L209 212V215H208V218H210V220L212 219V220H218L217 219V217L219 218V219H222L221 218V216H220V211H218V214H217V212L215 211ZM244 208V209H245ZM251 209H249L248 210V212L250 211L251 213L252 212H255V210H254V208H252V207H250ZM253 209V210H252ZM215 212H214V211ZM246 210V209H245ZM210 213H211V215H210ZM216 215H215V214ZM214 214V215H213ZM212 216L214 217V218H212ZM214 222H216V221H214ZM213 222V225H215V223ZM148 229V228H147ZM147 229H145L144 228V234H145V236H144V239H143V242H145V244L148 242V241H151L152 240V238H151V234H150V232L148 233L147 232ZM211 230H217L218 229V225L215 227V226H213L212 228H210ZM209 229V230H210ZM149 230V229H148ZM213 231H211V232H213ZM174 232V235H176V236H178V234L177 233H175L176 232V230H174L173 231ZM210 233V232H209ZM237 235V234H236ZM236 235H235V237H232V236H234V235H230V237H232L233 239L232 240H230V237H229V239L228 240H230V241H232L233 243L232 244H230L231 242L230 241H227L228 243V245H230V248H231V246H233L234 247V245H235V240H237L239 243V245L238 244H236L235 246L236 247H238L239 246V248L241 249V250H243L244 251V249L243 248H247L246 250H248L249 249V247H248V245H246V243H247V241L245 240V239H242V241H244L245 240V242H242L240 239H239V237H238V235H237V239H236ZM177 238H179V237H177ZM176 238V239H177ZM234 238H235V240H234ZM1 240V239H0ZM179 240V239H178ZM234 240V241H233ZM242 242V244L240 245V241ZM263 240L264 239H262V241L261 242H263ZM0 242H2V243H0L1 245H3V243H4V241H0ZM22 242V241H21ZM21 242H19V243H21ZM260 242V243H261ZM243 243L245 244V247L243 246ZM23 244H24V242H23ZM22 243L20 244V245H23ZM148 244V246H149V242L147 243ZM147 244L146 245H144V247L146 248L145 249V251H144V248H143V251L145 252V253H147V251H148V255L147 256H151V252L153 251V250H156L157 249V251H159V248H154L152 251H151V248H149L148 249V246H147ZM234 244V245H233ZM264 244V243H263ZM27 244L25 243V246L23 245V246H19L18 247V250H19V252L20 253H22L21 252V250H27V251H24V252H26V253H29V250H30V247L28 246V249H27V246H26ZM174 245H176V248L178 249L179 248V246L177 245V244H173V246ZM238 245V246H237ZM243 246V247H242ZM259 247V251L258 250H256V251H254L253 249H251L252 250V252H254L255 254L253 255V253H252V255L253 256H255L256 254L258 255V256H260V255H262L263 256V254H262V249H263V251H264V247H262V245H258ZM260 246H261V248H260ZM264 246V245H263ZM14 247V246H13ZM15 247H17V245L15 246ZM10 248L11 249V251L13 252L14 251V253L16 254V253H19L18 252V250H17V248ZM24 249H23V248ZM151 247V246H150ZM175 247V246H174ZM175 248V249H176ZM228 248V247H227ZM251 248V247H250ZM10 249H8L9 250V252H11L10 251ZM171 249H173V250H171ZM171 249H168V247H167V250H171V252L170 253H172V252H175L176 251V253L178 252L177 251V249L175 250L174 248H172L171 247ZM240 249H238V250H240ZM260 249H261V251H260ZM166 249H163V250H161V251H165ZM166 250V251H167ZM179 250V255H180V251H181V248H179L178 249ZM229 250V249H228ZM240 250V252H242ZM245 250V251H246ZM251 250H248L249 252L251 251ZM156 251V252H157ZM161 251H159V253H160V256H162L161 258V260H163V258H164V256L167 254H169V253H167V252H169V251H167V252H165V255H163L164 254V252H161ZM11 252V253H12ZM154 252V251H153ZM152 252V253H153ZM247 252V251H246ZM246 252H244L245 254L243 255V257L244 256H246L247 258H243L242 257V254H243V252L242 253H240V255L241 256H239V255H236L234 258H236L237 256H239L240 258H241V260L242 259H244V261H245V259H247L246 261L247 262H245V263H249V264H252L255 260V264H260V262L261 261H257V259H255L256 257H258L257 255H256V257H253V258H250L252 255H249V253H248V256H247V253ZM260 252V253H259ZM2 253V252H1ZM9 254L8 252H5V255H6V257H8L7 256V254ZM9 254V258L10 259H13V257H10V255L12 256V254H14V253H12V254ZM259 253V254H258ZM264 253V252H263ZM25 253H23V256H25L24 255ZM154 254V253H153ZM175 254V253H174ZM178 254V253H177ZM176 254V255H177ZM238 254H239V252H238ZM251 254V253H250ZM171 255V258H169L168 256H166L164 259L165 260H163L164 262L166 261V259H171L170 261L172 262L173 260H174V262H172V263H176L177 261V259H174L175 257L177 258L179 255H177V256H175V255H173V254H170ZM173 255V256H172ZM17 256H18V260H16L15 258V261H17V262H20V259H21V257H23V256H21V254L19 255V254H17ZM17 256H16V258H17ZM175 256V257H174ZM14 257H15V255H14ZM1 258H2V256H1ZM179 258V257H178ZM225 258H231V256H226ZM234 258H232L233 260H237L238 258H236V259H234ZM240 258L238 259V260H240ZM249 258L250 259H252V260H254V261H251V260H249ZM13 259V260H14ZM224 258H223V256H222V261H224L223 260ZM228 259H226L225 261H227V262H225L226 264H235V263H238V262H240V261H236V262H232V260L231 259H229V261L231 260V262L229 263L228 262ZM160 260V264H167V262L168 261H166V263H163L162 261ZM248 260H249V262H248ZM259 260H261L260 259V257H259ZM264 260V259H263ZM169 261V262H170ZM216 261V264L218 263V264H225V263H223V262H221L220 260H218V261H220V262H218L217 260H215ZM215 261H210V262H214L213 264H215ZM244 261H242V262H244ZM170 262V263H171ZM241 262V264H244V263H242ZM257 262V263H256ZM178 263H179V260H178ZM177 263V264H178ZM264 263V261L262 262V264ZM14 264H16L15 262H14ZM18 264V263H17ZM21 264V263H20ZM211 264V263H210ZM239 264V263H238ZM254 264V263H253Z\"/></svg>","mask_w":264,"mask_h":264}]
</instances>
